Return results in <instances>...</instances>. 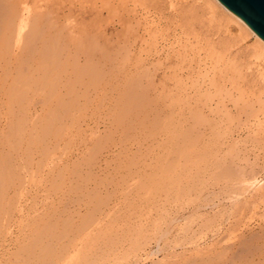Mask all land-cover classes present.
<instances>
[{"label":"rangeland","instance_id":"rangeland-1","mask_svg":"<svg viewBox=\"0 0 264 264\" xmlns=\"http://www.w3.org/2000/svg\"><path fill=\"white\" fill-rule=\"evenodd\" d=\"M26 1L28 2L27 6H28V9L30 10V13H31L30 14L31 17L29 16L30 21H32L31 19L34 20V18H36V17H37L36 19L38 21H42L44 39L46 40V38H47L46 41H50V40H56L57 41L58 45L61 46V47L60 46L59 47L62 48L63 53H65V54H62L63 55L62 58H65L66 60H68L70 62V65H73L74 63L77 65H78V63L80 65L81 64L84 65V64H86V62H88V63L95 65L96 68H98V69L101 68L102 66H104V68L102 67L103 71H102V69H99V70L104 75L103 77H104L105 82L102 81L104 87L101 83L102 87L104 88V89L102 88L101 93H96V91H94L97 97L94 96L95 94L93 91H92L93 93L90 91V92H88V95L87 94H86V96L84 95L83 100L82 99L78 100L76 102V103H78L76 105V108L72 109V112L70 111L71 113L70 112L65 113V116L62 118V120L58 121L57 122L58 124H56V125L54 124L52 126L53 129L51 128L50 131L52 130L51 134L52 133H54V134L48 135L50 137L44 136L43 126H45V122H46V119L49 115V112L54 107V103L56 104L57 101L55 99H51V101L50 100L47 101L45 99L44 93L38 92V93H35V95L33 94L32 91L31 92L28 91V93H26L27 87H23V89L26 90V91L21 92L23 95H20V94L17 95L18 96L16 98L17 102H16V99L11 101L10 106L12 105V107H9V106L7 107L8 110L5 111L6 114H4V116L0 115V121H1V123H0V137L1 138L0 139L2 140V141L0 140V150L2 153V155L0 154V167L4 170V172L5 171L8 172L7 175H6V173H4V175L7 176V179L4 178V176L2 175L3 173L0 174V178H1L0 181L2 182V184L0 185L1 186L0 192L2 191L0 193V209H1L0 210V214H1V216H0L1 217L0 218V230L4 229V230L0 231V237H1L0 238V240H1L0 246H2V247H0V264H87V263H89V260H91L90 261L91 263H89V264H92V263L93 264H115L117 261H118L117 262L118 264L119 263L120 264H142V263L143 264H159V263H157L159 260H160L159 262L161 264H171L173 262L176 264H189V263L193 264L194 262H196V264H198L199 262H202V260H200V258H197V257H191L190 258L189 257L190 254L187 253V251L185 252V249H192V247L191 246H188V247H185V246L181 247L180 246L182 243H184L183 242L184 238H180V237L188 234V231L184 232L186 229H184L183 232L181 231L180 233L177 232L178 234L176 233L177 228H175V227L179 226V224H181V223L175 224L176 225L174 227L175 229L172 231V233L170 235H167L168 237L166 236L165 238L164 237L159 238V235L161 236V233L159 234V231L160 232H161V230L166 231V227H167V225H169V222H168L169 218H170L169 208L172 207V205L170 206V204H169L171 197H172V199L174 198V200L177 201V199H178L177 197L179 195L181 196L182 194H185L186 200H184L185 199V197H184L181 199V201L180 200L177 202L175 201L176 204L174 203L175 205H173L174 213L176 212L174 216L178 219L180 218L179 217L180 213L185 214V215H189L190 211L195 209L200 204H201V206H203V205L205 206L207 204V208H206L207 210L202 209V212H201V209H200V213L202 214L203 220L198 215V217L201 220L199 218L198 219L196 218V222L197 221L198 222L196 224L194 222V224H195V225L193 224L194 226L191 225L193 228H196L198 224L201 227L204 225V227H202V229L200 231L201 235L196 240V243L201 245L200 246L201 249H205L210 244H213L216 241L221 240V238L226 236V234H227V236H228V234L231 235V238H230L231 240L226 241V242L218 245L220 248L222 247V250H223V247L225 245H228V243H230V242H232L230 244H233V241H234V244H233L234 248L232 245V249H231L229 247L230 244L228 246H225V248L229 247L230 251L235 250L234 252L231 251L233 253L228 251V255L230 253H231V255L226 257L227 259H225V258L220 259V263H219V261H218L219 259H218L217 261L215 260V262L214 261L210 262V264H214L216 262H218L216 264H221V263L222 264H229L230 261H228V258H230V257L235 258V261H236L235 262L234 260H232L230 258L232 260V262H230V264H232L233 262H235L236 264H239V263L240 264H242V263L243 264H246V263L247 264H254L256 261H257L256 262L257 264H263L264 263V260H263L264 257L262 255H264L263 254V252H264L263 248L264 247L261 248L262 246H260V245H262V244L264 245V240H263L264 238H261V237H263V234H264V233H261L264 231V228H263L264 227V201L261 204L259 203L257 205V207H255V209L251 208V209L245 210L241 214H239L237 209L230 211L232 202L229 201L230 202L229 203L227 200V201H225L227 203H225L224 201H222L223 199L225 200L227 195L225 193L223 194V192L221 191V188H222L221 185H224L226 183L225 181L230 180L228 177L231 178L233 176L231 178L232 181H230V182H232L234 184V185L232 184L233 186H236L234 179L241 177L240 175H242L244 172H247V174H248V171L250 172L249 174L251 176L257 175L256 177L259 178V181H262L261 184L264 183L263 182L264 181V151H263L264 150V147H263L264 146L263 145L264 144L263 143L264 137H261V133H263L262 136H264V107H263L264 106V103H263L264 102V74H263L264 70H263V72L261 71L262 67L264 69V66H262V65H264V60H263L264 52H262L263 54L261 57H257V55L259 54L258 52L261 53L262 50L260 47L257 46L258 44H257L256 39L253 36H251V34L248 33V31L242 25H240V24L237 25L238 23L236 21H234L224 10H222L219 6H217V4L213 0H202V1L201 0H168V1L167 0H114V1L113 0H26ZM204 1H205V3H204ZM44 3H46V4H44ZM48 3H49V6H48ZM55 4H57V5H55ZM207 4H209V5L207 6ZM53 6L56 7L57 9L56 8L54 9ZM210 6H211V8H210ZM52 7L56 12L52 11L53 10ZM44 8L46 10L45 12L42 11V10H44ZM207 10H209V11H207ZM37 11H39L41 13H37ZM34 12H35V14H34ZM208 12H210V13H208ZM47 13H48V15L46 16ZM51 13L53 14L52 16L50 15ZM209 15H211L212 17ZM46 17L48 20H46ZM50 17H51V19H49ZM38 18H40V19H38ZM41 18H44V19L41 20ZM57 20H58V22H57ZM50 23H51V25H50ZM68 23H70L71 26ZM100 26H102V27H100ZM228 26H229V28H228ZM91 27H92V29H90ZM87 28H89V30ZM232 28H234L233 29L234 31H232ZM230 29H231V31H230ZM237 30H238L239 36L235 34L236 35V38H235V35H233V34L235 33V31L237 32ZM83 31H85V32H83ZM94 31H95V33H94ZM120 32H121V34H120ZM228 32H230V33L232 32L231 33L232 35ZM48 33H50V34H48ZM68 33L70 36L68 35ZM84 34L87 37V39H85V40H83L85 38ZM99 34L103 35V36H99ZM135 34H136V36H133ZM88 35H89L90 39H88ZM91 35L93 36V39L91 38L92 37ZM94 35L96 37H94ZM140 35H141V37H140ZM142 35H143V38H142ZM50 36H54V37H50ZM72 36H73L74 40L71 38ZM128 36H131V37L129 38ZM153 36H154V38H153ZM98 37H100V38H98ZM65 38H66V40H64ZM94 38H98V39H94ZM70 39H72L71 42H70ZM121 39H123V40H121ZM152 39H154V40L152 41ZM94 40H96L97 42ZM147 40H149L150 42L149 41L147 42ZM80 41H82V43ZM110 41H111V43H109ZM139 41H140V43H139ZM92 42L93 43L95 42L94 43L95 46ZM204 42H206V43H204ZM90 43H92V44L90 45ZM97 43L98 44L100 43L99 47L96 46V45H98ZM101 43H104V44L102 45ZM135 44H137V45H135ZM213 44H214V47H213ZM86 45H87V47H86ZM132 45H133V47H132ZM168 46L171 49H172V47H174L172 49L173 51ZM251 46H252V49L254 51L251 49ZM72 47L73 48L78 47L77 50H79V52L77 50H74ZM95 47L98 49H96ZM108 47L109 48L111 47L110 48L111 50ZM125 47L127 48V50L125 49ZM137 47H138V49H136ZM67 48L70 50L68 51ZM83 48H84V52H83ZM87 48L89 49V51ZM100 48H102L103 50ZM128 48H130V49H128ZM211 48L213 50H211ZM246 48H248V49H246ZM64 49H65V51H64ZM119 49H120V51H122L123 54L119 51ZM123 49H125L126 51H124ZM221 49L223 50V52ZM85 50H86V52H85ZM94 50L96 51V53L94 52ZM129 51H131V52H129ZM71 52H74V54H71ZM81 52L86 56H84ZM113 52L116 54H114ZM110 53L113 54L114 56L112 55V58H106L108 56L111 57ZM125 53H128L131 56L125 55ZM92 54H93V56H92ZM95 54H97V55L95 56ZM64 55L65 56L67 55L66 56L67 58ZM88 55H90V56H88ZM99 55H101V56L99 57ZM115 55H117V57ZM102 56H103V58H102ZM104 56H106V57H104ZM118 56L120 58H118ZM125 56H128L129 59ZM69 57L71 58L70 59L71 61L69 60ZM124 57L127 58V60ZM192 57L193 58L195 57V59H193ZM87 58H89V59L87 60ZM254 58L255 59L259 58V60L258 59L255 60ZM72 59H74V61ZM85 59H86V61H85ZM107 59H109L108 62H107ZM112 61L116 65H114L112 63ZM117 61L122 62V64L120 62L118 63ZM147 61L150 64H147ZM95 62L97 65L95 64ZM71 63H73V64H71ZM108 63L111 65H109ZM100 64H102V65H100ZM125 64H127V67ZM199 64H200V66H199ZM122 65L124 68L120 67ZM213 65H215V66H213ZM97 66H99V67H97ZM118 66L120 68H118ZM169 66H171V67H169ZM202 66L205 68L203 69ZM113 67L118 68V71L121 68L122 69L127 68V69L124 71H122V69H121V71L116 72L117 69H115ZM196 67H198V68L196 69ZM201 67H202V70H201ZM105 68H106V70H105ZM130 68H131V70H130ZM188 68H189V72L187 70ZM69 69L71 70L72 68L69 67L67 72L70 71ZM111 69L113 71L115 70L114 72L118 73L117 75H120V76H117V75L115 76L114 72L113 71L111 72ZM133 69H135V70H133ZM141 69L143 71H141ZM150 69L152 72L150 71ZM198 69H199L200 73L197 71ZM164 70H165V72H164ZM167 70H169V71L167 72ZM203 70L206 71V73H204ZM182 71H184V72H182ZM122 72H125L127 74V76H126V74H123ZM139 72H141L142 75ZM172 72H173V74H172ZM187 72L189 75H187ZM191 73L193 75L195 73V76H193ZM122 74L125 76V78H124V76H122ZM136 75H138V76H136ZM176 75L178 76V78L176 77ZM214 75H216V76L218 75L217 80H216L217 77ZM142 76L146 77V78H143ZM190 76H192V77H190ZM206 76H208V77H206ZM128 77H131V78H128ZM164 77H166V78H164ZM170 78H172V79L174 78V79L170 80ZM212 78L214 81L212 80ZM262 78H263V80H262ZM120 79H122L123 81ZM142 79H143V81H142ZM165 79H167V80H165ZM208 79L210 80V82L213 81L216 83L217 88H218V92L221 91V93H218L217 91L212 90V91L216 92V93L214 92V94H213L215 96L213 99L216 102L217 101H220V102L224 101L225 103H227V102L228 103L229 102L230 103L235 102V103H234V105H233V103H231L229 106L227 104L228 110L231 113V114H229L230 118H226L225 119L226 121L225 120L221 121L218 124V127H217V128H219L218 130H216V131L214 130V132H212V133H211V131H207V135H209V136L208 137L206 136V138H208V140H210V141H212V140L213 141L215 140V141L210 142V144L209 143L205 144L199 138V133H200L199 130L200 129L198 127V124L195 123L196 120L193 121L194 117L196 118V114L195 113L189 114V115H185V114L194 112L193 109L195 106H197V102H198L197 91L200 87H205V86H208L212 83V82L210 83ZM133 80L134 81L136 80L135 82H137V81H139V82L133 83L134 82ZM144 80H146V81L144 82ZM125 81H127V83ZM165 81H167V82H165ZM174 81H175V83H174ZM220 81L222 83H220ZM232 81H233V83H232ZM128 83H130V84H128ZM143 83H145L146 85ZM149 83H151V84H149ZM194 83L196 86L193 85ZM224 83H225V85H224ZM120 84H121V86H120ZM147 84H149L148 85L149 87L147 86ZM156 84H157V86H156ZM221 84H223V85H221ZM140 85L141 86L145 85V86L141 87L142 88L141 90L140 89L138 90V88H140ZM118 86L120 88V91L118 90L120 92V94H119V92H117V89H119V88H117ZM152 86H154V87H152ZM159 86L162 88H160ZM164 86H165V89H163ZM232 86L234 88L233 91L231 90ZM246 86H247V89H246ZM126 87L129 91L126 89ZM133 87H135V88H133ZM146 87H148L149 91L144 89ZM150 87H151V89H150ZM121 88L124 90H122ZM235 88H237L239 92L243 90V92H241L242 94H239V92H236L237 89H235ZM131 89H133V90H131ZM152 89H154V90H152ZM150 90H151V92H150ZM124 91L125 92L136 91V93H139V92L142 93V94L141 93L138 94L140 97L142 96L141 98L139 97L140 101H141V104H140L141 109L139 111H136V112L130 114V115H125V117L121 116L120 114L118 115V113L120 111L119 106L122 103V101L121 100L117 101L119 99H122V95H124V93H125ZM226 91H227V94H226ZM230 91H232L233 94L231 93V95H230L229 94ZM57 92H58V94L59 93L61 94L60 90H58ZM146 92H148L149 95ZM170 92H172V94ZM174 92H175V94H174ZM90 94H91V97L89 96ZM259 94L261 96H259ZM29 95H31V96H29ZM145 95H146V97H145ZM158 95H160V96L158 97ZM216 95H217V97H216ZM228 95H230V97H228ZM236 95H238V96H236ZM24 98L26 100H24ZM72 98H75V97H72ZM142 98H145V99L143 100ZM191 98H192V100H191ZM89 99H91L90 102H89ZM19 100H20V102H19ZM52 100H54V101H52ZM146 100H148V101L145 102L143 104L144 105L143 106L142 103ZM150 100H151V102H150ZM186 100H187V103L191 105V108H192L191 111H193V112L187 110L188 104L184 106V104L186 103ZM254 100H256V102ZM25 101H27L28 103L26 104ZM15 102H16V105H14ZM30 102H31L30 106H32V108L30 106L26 107L25 105H29ZM51 102H53V103H51ZM83 102H84V106H82ZM12 103H14V104H12ZM246 103H247V105H246ZM45 104H47L46 108H48V110L45 109ZM178 104H180L181 106ZM23 105L26 108L21 107ZM172 105H174L175 107ZM177 105H178V107H177ZM231 105H233L234 107L236 106V107L234 108ZM250 105L252 107H250ZM256 106H258V107H256ZM144 107L147 110H145ZM180 107H181V109H180ZM244 107H246V108H244ZM16 108H18V110L22 108V110L18 111ZM80 108H82V109H80ZM247 108H248V110H246ZM28 109L29 110L33 109V110L29 111ZM148 109H149V111H148ZM242 109L245 112H243ZM11 110L13 113H11ZM250 110L254 111V112H252V114H250L251 113ZM17 111L21 115H19V114L17 115L16 114V113H18ZM22 112L23 113L25 112V113L23 114ZM72 113H75V114L71 115ZM76 113L78 115H76ZM157 113H159V114H157ZM33 114L35 115V118H33V116H31ZM144 114H145V116H144ZM40 115H42L43 117ZM255 115H257V116H255ZM9 116H11V118ZM113 116H114V118H113ZM129 116H131V117L129 118ZM69 117H70V119H69ZM72 117H74V120ZM137 117H139V118H137ZM182 117L183 118L185 117V118L183 119ZM255 117L257 120L255 119ZM128 118L131 120H128ZM132 118L133 119L136 118V120L134 121ZM153 118H156L155 119L156 121L153 120ZM178 118H179V121L181 123L178 122ZM217 118H218V116H217ZM219 118H220V115H219ZM221 118H222V116H221ZM3 119L5 121L7 120V122H4ZM21 119L23 120V123H22ZM64 119L67 120V121L65 120V122H66L65 124H64ZM157 120L159 122L160 121L161 122L159 123V122H157ZM232 120H233V122H232ZM36 121H37V123H36ZM38 121L39 122L41 121L42 124H39ZM125 121L128 124L127 126L125 124ZM129 121H131V122H129ZM153 121H154V123H153ZM169 121H173V124H175V126L172 125V123ZM59 123L60 124L62 123V124L60 125ZM133 123L135 124L134 126H133ZM169 123L172 126H170ZM243 123H245V124H243ZM12 124H15V125H12ZM114 124H115V126H114ZM181 124H183V126H181ZM176 125H179V127H177ZM195 125H197V127ZM64 126L65 127L68 126V127H66L67 129ZM125 126L127 128H125ZM187 126L188 127L190 126V127L188 128ZM176 127L180 129L181 134H178L180 131ZM186 127L188 129H191V128H193V129L187 130ZM5 128H7V129L5 130ZM15 128H16V130H15ZM56 128H57V130H55ZM62 128H65V129L63 130ZM164 128H166L167 131H168V129L171 130V131H169V133H171L172 136H171V134L169 135L170 137L168 135H166L168 133L166 132V130ZM175 128H176V130H175ZM197 128H198V132L196 131ZM184 129H186L188 131L187 132L188 135H187V133L183 134L186 132ZM24 130H25V132H23ZM38 130L42 131L43 133L42 132L38 133L39 132ZM172 130L174 133H172ZM174 130L175 131L178 130V132H175ZM254 130H255V132H254ZM14 131H15V134H14ZM223 131H224L225 135H224ZM32 132H34V133H32ZM59 132H60V135H59ZM190 132H193L194 134H196L195 132H197L198 135L196 134L197 136H195L193 133H192L193 135H191ZM55 134L58 137H56ZM6 135L10 138V140H9V138H7ZM24 135H25V137H23ZM41 135L45 138V139L43 138V141L45 140L44 141L45 143L42 142V136ZM190 135L194 138H192ZM212 135H214V136H212ZM248 135H249V137H248ZM12 136H13V138H12ZM18 136H19V138H18ZM33 136H34V139H33ZM175 136L176 137L179 136V139L176 138ZM216 136H217V138H216ZM4 138L6 140L8 139V141H6ZM14 138H15V142H14ZM37 139H39V141ZM160 139H162V140L159 141ZM180 139H181V142H179ZM253 139L255 142L253 141ZM256 139L257 140L259 139L260 141H257ZM19 140H20V142H19ZM35 140L38 142V144H40V146L38 148L34 147L35 146L34 144L36 143ZM192 140L195 143L192 142ZM205 140H207V139H205ZM247 140H249V141H247ZM173 141H174V144H173ZM176 141H178V142H176ZM187 141H189V142H187ZM250 141L251 142L253 141L252 142L253 144ZM156 142H159V143H156ZM161 142H163V143H161ZM233 142H235V144L238 143V145L232 144ZM247 142H249V143H247ZM160 143L162 144L161 146H160ZM169 143L171 144V146L169 145ZM224 143H227V144H224ZM11 144H13V145H11ZM29 144L31 145V147ZM38 144L36 146H38ZM180 144H182L181 147H179ZM15 145H16V147H15ZM32 145H33V149L35 148L34 150L32 149ZM44 146L46 147V149ZM162 146H163V148H162ZM229 146H230V149H228ZM253 146H255V147H253ZM159 147L161 149H165L164 151H166V152L164 153V151H162L160 149L162 151L161 152L159 150ZM170 147H172V148H170ZM219 147H220V149H219ZM26 148H31V150L26 149ZM39 148L41 149V152H40ZM47 148H49V149L47 150ZM156 148L159 151H156L157 150ZM182 148H184V149H182ZM233 148H235L236 152ZM257 148H259V149L261 148L260 151ZM96 149H98V150H96ZM147 149L149 150V152ZM172 149L173 150L175 149L174 150L175 152L172 151ZM205 149H207L208 151ZM203 150H205V151L203 152ZM246 150H248V151H246ZM2 151L5 152L7 155L4 154ZM228 151L229 152L231 151L230 154ZM218 152H220V153H218ZM224 152L228 153L230 155V157H232V158L236 155V157L241 162L243 161L245 163H243V162L240 163V161H239V162H237L239 164H237L235 160H238V159H235V157L233 159L229 158V157H228V159H224V158H227L224 156L228 155V154L225 155ZM37 153H38V155H36ZM149 153H151V154H149ZM160 153H164V154H161V156H160L159 155ZM178 153L179 154L181 153L180 154V156H182L181 158L180 157L177 158V156H179ZM210 153H211V155H210ZM231 153H233V154L231 155ZM48 154H50L49 155L50 157L48 156L49 159L47 158ZM208 154L211 157L214 155L213 156L214 159L212 158L213 160L216 159L217 162L221 161L220 166H219V162L216 163V160L213 161L211 159V157L208 156ZM241 154L245 155L247 157V159L245 156H242ZM3 155L5 158L3 157ZM135 155L137 158L136 157L133 158ZM140 155H142V157H140ZM163 155H165V156H163ZM167 155H169V156H167ZM197 155H198V157H197ZM221 155H223L222 158L225 161H223V159L221 158ZM22 156H23L24 162L21 158ZM32 156H34V157H32ZM201 156H203V157H201ZM13 157L16 159H19V160L16 161V159L14 160ZM24 157H25V159H24ZM243 157H245V159ZM2 159L3 160L5 159V160L3 161ZM46 159H48L47 161L52 162V164L50 165V162L48 163L47 161H45ZM229 159L231 161H228ZM12 160L14 162H12ZM81 160H82V162L85 160L86 163L82 164ZM202 160H203V162H202ZM210 160H212L215 164L213 162H211ZM2 161L4 163L6 161H8L5 163V164H7L6 167ZM9 161H10V163H9ZM36 161H37V163H36ZM40 161H41V163H40ZM87 161H89L88 164H87ZM26 162H28V163H26ZM156 162H158V163H156ZM223 162H224V164H223ZM229 162L234 166L235 170H233L234 168H232L233 166ZM205 163H208V164H205ZM11 164H13V165H11ZM16 164L19 166H17ZM40 164L44 165V166H40ZM59 164L61 165V167H63V169L60 167ZM195 164H197V166H198L197 168L206 165L205 167H209V169L211 170L210 171L208 168H206V170H204V168H201V173H200V175L199 174L198 175L199 176L202 175L201 176L202 178L204 177L202 179V181H201V177H199L200 181L198 180V177H196L198 175L193 177L195 172L198 170L197 168H194V170H193V168H191ZM229 164H230V166H229ZM211 165L214 167L217 166L216 167L217 170H215V168L212 170L213 167ZM13 166H15L14 169L12 168ZM23 166H24V168H23ZM73 166H74V168H73ZM228 166L231 168H229ZM259 166H260V168H258ZM19 167H20V169H19ZM47 167H49L50 169ZM51 167H53V168H51ZM242 167L246 168L247 170H245L243 172L242 169L244 170V168H242ZM11 168L15 171L17 169H19V170H17L18 173H17V171L13 172V170ZM67 168H68V171H67ZM219 168H220V170H219ZM228 168H229V170H227ZM237 168H239L238 170H240V168H242V169L240 171H238ZM9 169H11V171L15 175L12 172H10ZM29 169L32 172L31 171L29 172ZM46 169H47V171H46ZM52 169L54 171H52ZM64 169H66V172ZM21 170H23V173ZM184 170H186V171H184ZM189 170H192V171H189ZM225 170H227V171H225ZM38 171H42V172L40 173ZM59 171H63L64 173L60 174ZM151 171H153V172H151ZM221 171H222V173H221ZM234 171H235V173H234ZM253 171L255 173L254 175L251 174V172H253ZM46 172H48L49 174ZM68 172H70V173H68ZM224 172H226V173L224 174ZM11 173L13 174L12 176H11ZM45 173L47 174V176L49 175V177L45 176L46 175ZM219 173H221V175L218 176ZM17 174L20 176H18ZM40 174H42V175H40ZM53 174L58 175V176H55ZM67 174H69V175H67ZM154 174H156V176ZM204 174H206V175H204ZM212 174H214L213 179L211 178ZM249 174L247 175L248 177L250 176ZM31 175H33V176H31ZM50 175H51V178H50ZM215 175H217V176H215ZM222 175L227 177L226 180L223 179L224 177ZM14 176H16V177H14ZM34 176H36V177H34ZM11 177L13 178V181H12ZM19 177H21V178L19 179ZM56 177L57 178L59 177V179H56ZM216 177L217 178L219 177L220 179L216 180L215 179ZM221 177H223L222 180H221ZM44 178H46L45 181H44ZM61 178H62V181H61ZM173 178H175L176 181ZM15 179L16 180L19 179V181L17 182ZM170 179H171V181H170ZM190 179H191V182H190ZM205 179L207 181H205ZM8 180L10 183H8ZM22 180L24 183H22ZM46 180L48 181V183ZM52 180L56 183H54ZM192 180L194 181V183L192 182ZM14 181H16V183ZM188 181L191 184H193L194 186L191 185L192 187H190L189 186L190 183ZM219 181H220V183L223 181L224 182L221 183V185H220V183H218ZM11 182H14L15 185H14V183L12 184ZM40 182H41V184L43 182V184L41 185ZM59 182H62L63 184L60 183L61 184L60 185ZM198 182H201L202 184L205 182L206 185H204L205 183L203 185L202 184L200 185V183H198ZM212 182H214L215 184H213ZM186 183H188V184H186ZM211 183L215 186L209 185ZM3 184L5 186L9 184V186H6L7 188L4 187L5 188L4 189V188H2L4 186ZM52 184H53V186H52ZM184 184L187 187H190L189 189H191V190H188V189L186 190V188H183V187H186ZM46 186H49L50 189L48 187L46 189ZM171 186H172L173 190L175 189L174 191L171 190L172 189V188H170ZM204 186H205V189H204ZM54 187H55V190L57 189L56 191L55 190L53 191ZM180 187H181V189L183 188L181 192H180ZM193 187H195V188H193ZM211 187H213L215 189H213V188L211 189ZM15 188H16V190H15ZM21 188L22 189L24 188L23 192H21V190H22ZM27 188H29V190ZM40 188L42 191H45V190H47V191H45V193H43L40 190ZM43 189H45V190H43ZM5 190H7V191H5ZM26 190L28 192H26ZM39 190L44 195L41 194L42 195L41 196ZM169 190L171 191V193H175V194L178 193V195L173 196L171 194V197H170V195H169L170 191ZM185 190L189 194H187L185 192ZM175 191L176 192L178 191V192L176 193ZM15 192H17V193H15ZM124 192H126V193H124ZM165 192L169 195L168 198H166L167 196L165 197V195H166ZM200 192H201V194H200ZM46 193H48V194H46ZM213 193H214V195H213ZM207 194L212 195L213 199H211V197H210V199L207 198L210 196V195L207 196ZM216 194L217 195L221 194V196H218V199H220L219 197H221L222 200L221 199L220 200L222 201V203H221V201L216 199L217 198ZM11 195H13V197L10 198V200H9L8 198ZM186 195L188 196V198L190 197L192 199H190V198L187 199ZM6 196L8 198H6ZM17 196H19V197L17 198ZM202 196H204V197H202ZM222 196H223V198H222ZM14 197L16 198L15 200H14ZM32 197H35V198H32ZM242 197H243V199H242ZM36 198H38V199H36ZM244 198H245L244 196H241V198L239 197L240 201L244 200ZM11 199L13 200V202ZM17 199H18V201H17ZM194 199H195V201H194ZM200 199H201V201H200ZM2 200L4 201L3 203L5 205H3ZM101 200H103V202H101ZM21 201H22V203H21ZM32 201L34 203H32ZM205 201H207V202L205 203ZM212 201H213V203H215L214 208H209L212 205ZM163 202L165 203V205H163ZM6 203H7L8 208L10 206L9 209L8 208L6 209ZM11 203H12V205H11ZM14 203H16L17 208L14 207L15 206ZM191 203H193V204H191ZM198 203H200V204H198ZM216 203H218V204H216ZM21 205L22 206L25 205V206L22 207ZM224 205H226V206H224ZM2 206L5 207V209ZM11 206L14 207L13 208L14 210L12 209ZM27 206H29V207H27ZM33 206H34V208H32ZM95 206H97V207L95 208ZM189 206L191 207V209ZM64 207L66 209H64ZM93 207H94V209H93ZM180 207L183 208V210H184L183 212L180 211V209H179ZM20 208H21V210H20ZM61 208L64 209V211ZM98 208H100V209L98 210ZM220 208H221V210H220ZM3 209H4V211H3ZM31 209H32V211H28ZM56 209H59V210H56ZM60 209H61V211H60ZM218 209L220 210V212L217 211ZM7 210H8V212H7ZM95 210H96V212L94 213ZM97 210L100 212V214L97 213L98 212ZM163 210H164V212H163ZM208 210H210V211H208ZM215 210H216V212H215ZM225 210L230 211V212H228V214L227 213L223 214L224 212H227ZM104 211L106 212L107 215L109 214L105 219H104V216H106V214L104 213ZM15 212L16 213L18 212V213L16 214ZM166 212H167V214L165 215ZM8 213L10 215H8ZM32 213H33V215H32ZM101 213H102V215H101ZM103 213H104V216H103ZM168 213H169V215H168ZM177 213H179V214H177ZM23 214H25V215H23ZM49 214H51V215L49 216ZM56 214H58V216H60L59 217L60 220H58L59 218L56 217L57 216ZM88 214H89V216L91 215L90 218H88L89 217ZM212 214H213V216L211 217ZM21 215L25 218H23ZM52 215H55V216L53 217ZM61 215H63L62 218H61ZM259 215H261V216H259ZM64 216L66 218H64ZM85 216L88 219H85L86 218ZM99 216L102 218H100ZM92 217H94L93 219H95L97 217L95 221L98 224L92 219ZM34 218L35 219L37 218V221ZM158 218H160L162 220L160 221V219H158ZM220 218L221 219L223 218L222 220L225 222V224H223L224 222ZM20 219H22V220H20ZM23 219H24V221H23ZM98 219H99V221H98ZM108 219H110V220H108ZM167 219H168V221H167ZM18 220H19V222H18ZM38 220L42 225L38 222ZM57 220H58V222H57ZM101 220H102V222H100ZM3 221H5V222H3ZM108 221H109V224H108L109 226L111 225L110 222H112V226L113 225L114 226L109 227L107 225ZM165 221H167V222L165 223V225H163V223ZM207 221L209 223H207ZM113 222H115V224ZM5 223L7 224V226ZM64 223H66V224H64ZM240 223L241 224L244 223V224H242L243 226H241ZM18 224L19 225L21 224L20 227ZM82 224H83V226H82ZM37 225H39L40 228ZM44 225L45 226L47 225V226L45 227ZM148 225H150V226L152 225V226L150 227ZM231 225H232V228L234 226H235V228H233L232 231H230V233L229 232L226 233L225 231H227V229L231 228ZM9 226H11V227H9ZM105 226H108V227L106 228ZM117 226H119V227H117ZM146 226H148L149 228L146 229ZM214 226L217 228H215ZM7 227L9 228L8 230H7ZM76 227L78 229H76ZM82 227H84V228H82ZM219 227H223V228L218 229ZM236 227H237V229H236ZM11 228L13 229L14 232L12 231ZM36 228H38V229H36ZM157 228H159V229H157ZM184 228H186V226ZM30 229H32V230H30ZM84 229H86L87 231ZM207 229L209 232L205 231ZM215 229H217L218 231L217 230L214 231ZM19 230H20V232H19ZM22 230L26 231V232H23ZM40 230H41V232H40ZM82 230L86 231V232H82ZM154 230L155 231L157 230L158 231L157 233L159 235H157V233L154 232ZM187 230H188V228H187ZM234 230H236V231L234 232ZM239 230H241V231H239ZM71 231H73V232H71ZM142 231H144V232L146 231V232L144 233ZM237 231H238V233H237ZM21 232H23V233H21ZM70 232H71V234L72 233H75V234H72L73 235L72 236L69 234ZM87 232H88V234H87ZM213 232H215V233L213 234ZM175 233H176V237H175ZM218 233H220V234H218ZM5 235H6V237H5ZM8 235H9V237H8ZM74 235H75V237L77 236V238H75ZM179 235H181L179 238H180V241L182 243L179 241V238H178ZM235 235L236 236L239 235L240 239H238L239 236H237V238H236ZM67 236H69V237H67ZM92 236H93V238H92ZM121 236H122V238H125V239L123 240L121 238ZM252 236L253 237L255 236V238L260 237V241L258 240L256 243L254 241L255 238H253V241H252V238H251ZM143 237H144V239H143ZM147 237H149L151 240L153 237V240L150 241V239H149V241L147 242V240L145 241V239ZM174 237L176 238L175 244H173L174 242H172V241H174V239H172ZM233 237H235L236 239ZM3 238H5V239L2 240ZM21 238H23V239H21ZM78 238H79V240H78ZM119 238L124 243H121ZM177 238H178V240H177ZM69 239L70 240L73 239L74 241L71 240L73 243ZM158 239H160L159 244H160V247L163 245L161 248L164 247L162 249L164 251L161 252L162 251L161 250L160 253H157V254H159L158 256H157V254L154 255V258H153V256L147 257L148 253L150 251H152V249H153V251L156 250L155 249L156 248L155 242H157ZM162 239L165 241V243L167 242L166 245H165L164 241H162ZM168 239H170V240H168ZM243 239H245V240L247 239V241H249V242L251 239L252 242H251V244H248ZM108 240H112L113 243L115 242V245L113 244L114 246L112 247L110 242L106 244L105 242H108ZM138 240H140V241H138ZM261 240H263V241H261ZM7 241H9V242H7ZM143 241H144V243L146 242L145 245H147V246H144V243L142 244ZM240 241H243L244 242L243 245L244 246L246 245V247L249 245L248 246L249 249H252L255 246L256 247L260 246V248H259L260 251L259 250L258 251L261 252V250L263 249V252L260 253L259 257L255 256L256 254L258 255V253L256 251L257 250L256 247L254 248V251H255L254 253H256V254H254L253 251H251V250H250L251 252L248 251V248L244 249V251H246L247 253L243 252V248H245V247L241 244ZM153 242L155 243L154 245H153ZM177 242H179V246H178ZM236 242L237 243L240 242L238 244H241V246H242L241 247L239 245V248L240 247L242 248L241 249L242 253L241 254L239 253L240 255L237 253L238 251L240 252V249L237 248ZM254 242L256 245L252 244ZM119 243L121 245H119ZM24 245H26V246H24ZM103 246H105V248ZM165 246H167V247H165ZM168 246L171 250L168 248ZM68 247H70V248H68ZM78 247H79V249H78ZM107 247H108V249H107ZM114 247H116V248L118 247V249H115ZM150 247H151V249H150ZM99 248H101L100 252H99ZM130 248H131V250H130ZM220 248H218V249H220ZM102 249L107 250V251L104 252ZM113 249H115V252H113ZM181 249H183V250H181ZM65 251H68V252L65 253ZM94 251H97V252L95 253ZM110 251L112 254L110 253ZM167 251H168V253H167ZM75 252L78 255L75 254ZM101 252H104V253L102 254ZM235 252L239 255L238 261H241L242 263L237 261V259H236L237 255H235L236 257L233 256V254H236ZM97 253L98 254L100 253V255H102V256L101 257L99 255L97 256ZM122 253L123 254L126 253V255H123ZM128 253H130V254H128ZM94 254L96 255L97 259H95ZM243 254L246 257L244 256V258L240 259V256L241 255L243 256ZM249 254L254 257L253 260ZM75 255H77L78 258H77V256L74 257ZM172 256H174V257H172ZM64 257H67L68 259L66 260V258H64ZM168 257L170 260L171 259L172 260L170 261L168 259ZM177 257H179V258H177ZM245 258H247V260ZM161 259H163V260H161ZM242 259H245V261ZM86 260H87V262H85ZM95 260H97V262ZM193 260H194V262H193ZM258 261H261V262L263 261V263L258 262ZM208 262H207V264H209ZM244 262H246V263H244Z\"/></svg>","mask_w":264,"mask_h":264},{"label":"bare ground","instance_id":"bare-ground-1","mask_svg":"<svg viewBox=\"0 0 264 264\" xmlns=\"http://www.w3.org/2000/svg\"><path fill=\"white\" fill-rule=\"evenodd\" d=\"M114 1V0H113ZM168 1V0H167ZM202 1V0H201ZM216 4H217V6H219L222 10H224L234 21H236L238 24L237 25H242L247 31H248V33H250L251 34V36H253L255 39H256V41H257V46L258 47H260L261 48V53L260 52H258L259 54L257 55V57H261L262 56V52H264V41L244 22V21H242L239 17H237V16H235L233 13H231L226 7H224L218 0H213ZM44 2V1H43ZM48 2V1H47ZM120 2V1H119ZM175 2V1H174ZM197 2V1H196ZM27 1L26 0H0V115L1 116H4V114H6L5 113V111L6 110H8L7 109V107L9 106V107H12V105L10 106V103H11V101H13V100H15L18 96L17 95H23L21 92L22 91H26V93H28V91H32L33 92V94L35 95V93H38V92H41V93H44V96H45V99L47 100V101H51V99H55L57 102H56V104L54 103V107L51 109V111L49 112V115H48V117H47V119H46V122H45V126H43V128H44V136H46V137H50V136H48V135H50L51 134V131H50V129L52 128V126L55 124H58L57 122L58 121H60V120H62V118L65 116V113H68V112H72V109H75L76 108V105L78 104V103H76L78 100H83V97H84V95L86 96V94L88 95V92H94V91H96V93H101V90H102V88L104 87V85H103V83H102V81L103 82H105L104 81V75L102 74V72L99 70V69H102V67L104 68V66H102L101 68H96V66L95 65H93V64H91V63H88V62H86V64H84V65H80L79 63H78V65L77 64H73V63H71V64H73V65H70V62L68 61V60H66L65 58H62V54H65V53H63V50H62V48H60L61 46L60 45H58V43H57V41L56 40H50V41H46L47 40V38H46V40L44 39V36H43V25H42V21H38L36 18H34V20L33 19H31L32 21H30V10L28 9V6H27ZM30 3V2H29ZM51 3V2H50ZM204 3H205V1H204ZM41 4V3H40ZM44 4H46V3H44ZM87 4V3H86ZM121 4V3H120ZM177 4V3H176ZM199 4V3H198ZM210 4V3H209ZM209 4H207V6L209 5ZM32 5V4H31ZM38 5V4H37ZM55 5H57V4H55ZM30 6V5H29ZM48 6H49V3H48ZM47 6V7H48ZM54 7V6H53ZM53 7H52V9H53ZM79 7V6H78ZM35 8V7H34ZM40 8V7H39ZM42 8V7H41ZM50 8V7H49ZM56 7H54V9H55ZM209 8V7H208ZM210 8H211V6H210ZM219 8V9H220ZM47 9V8H46ZM52 10L53 12H56L55 10ZM57 9V8H56ZM51 10V9H50ZM43 12H45L46 10H45V8H44V10H42ZM207 11H209V10H207ZM52 12V13H53ZM204 12V11H203ZM214 12V11H213ZM212 12V13H213ZM37 13H41V12H39V11H37ZM50 13V12H49ZM50 14L51 16L54 14ZM208 13H210V12H208ZM33 14V13H32ZM34 14H35V12H34ZM33 14V15H34ZM56 14V13H55ZM32 15V16H33ZM43 15V14H42ZM48 15V13L46 14V16ZM212 15V14H211ZM211 15H209V16H211ZM30 16V17H29ZM38 16V15H37ZM44 16V15H43ZM42 16V17H43ZM215 16V15H214ZM223 16V15H222ZM108 17V16H107ZM135 17V16H134ZM152 17V16H151ZM212 17V16H211ZM210 17V18H211ZM209 18V19H210ZM224 18V17H223ZM38 19H40V18H38ZM44 18H41V20H43ZM49 19H51V17L49 18ZM77 19V18H76ZM157 19V18H156ZM213 19V18H212ZM221 19V18H220ZM227 19V18H226ZM225 19V20H226ZM46 20H48L47 19V17H46ZM211 20V19H210ZM45 21V20H44ZM43 21V22H44ZM95 21V20H94ZM215 21V20H214ZM47 22V21H46ZM57 22H58V20H57ZM128 22V21H127ZM229 22V21H228ZM121 23V22H120ZM140 23V22H139ZM143 23V22H142ZM159 23V22H158ZM162 23V22H161ZM68 24H70V23H68ZM230 24V23H229ZM50 25H51V23H50ZM140 25V24H139ZM236 25V26H237ZM70 26H71V24H70ZM141 26V25H140ZM52 27V26H51ZM100 27H102V26H100ZM53 28V27H52ZM228 28H229V26H228ZM88 30H89V28H87ZM90 29H92V27L90 28ZM95 29V28H94ZM99 29V28H98ZM140 29V28H139ZM234 28H232V31H234L233 30ZM239 29V28H238ZM155 30V29H154ZM224 30V29H223ZM241 30V29H240ZM46 31V30H45ZM69 31V30H68ZM138 31V30H137ZM141 31V30H140ZM180 31V30H179ZM230 31H231V29H230ZM83 32H85V31H83ZM87 32V31H86ZM243 32V31H242ZM94 33H95V31H94ZM140 33V32H139ZM147 33V32H146ZM145 33V34H146ZM226 33V32H225ZM228 33H230V32H228ZM232 33V32H231ZM230 33V34H231ZM247 33V34H248ZM48 34H50V33H48ZM86 34V33H85ZM84 34V35H85ZM97 34V33H96ZM120 34H121V32H120ZM238 35L239 33H238V30H237V32L235 31V33L233 34V35ZM53 35V34H52ZM68 35H69V33H68ZM67 35V36H68ZM144 35V34H143ZM143 35H142V38H143ZM227 35V34H226ZM232 35V34H231ZM236 35H235V38H236ZM55 36V35H54ZM54 36H50V37H54ZM61 36V35H60ZM65 36V35H64ZM70 36V35H69ZM92 36V35H91ZM99 36H103V35H100L99 34ZM133 36H136V34L135 35H133ZM155 36V35H154ZM154 36H153V38H154ZM174 36V35H173ZM239 36V35H238ZM46 37V36H45ZM82 37V36H81ZM94 37H96L95 35H94ZM125 37V36H124ZM129 38L131 37V36H128ZM127 37V38H128ZM140 37H141V35H140ZM232 37V36H231ZM242 37V36H241ZM72 39H73V36L71 37ZM92 39H93V36L91 37ZM98 38H100V37H98ZM98 38H94V39H98ZM108 38V37H107ZM110 38V37H109ZM123 38V37H122ZM141 38V39H142ZM177 38V37H176ZM243 38V37H242ZM68 39V38H67ZM72 39H70V42H71V40ZM76 39V38H75ZM85 39H87V37H86V35H85V38L83 39V40H85ZM88 39H90L89 38V35H88ZM111 39V38H110ZM198 39V38H197ZM64 40H66V38L64 39ZM74 40V39H73ZM77 40V39H76ZM118 40V39H117ZM121 40H123V39H121ZM126 40V39H125ZM136 40V39H135ZM140 40V39H139ZM144 40V39H143ZM151 40V39H150ZM154 39H152V41H153ZM246 40V39H245ZM69 41V40H68ZM88 41V40H87ZM94 41H96V40H94ZM100 41V40H99ZM138 41V40H137ZM149 40H147V42H148ZM194 41V40H193ZM60 42V41H59ZM63 42V41H62ZM61 42V43H62ZM81 43H82V41H80ZM84 42V41H83ZM97 42V41H96ZM127 42V41H126ZM150 42V41H149ZM155 42V41H154ZM69 43V42H68ZM79 43V42H78ZM87 43V42H86ZM93 43V42H92ZM92 43H90V45L92 44ZM95 43V42H94ZM93 43V44H94ZM109 43H111V41L109 42ZM138 43V42H137ZM139 43H140V41H139ZM146 43V42H145ZM160 43V42H159ZM165 43V42H164ZM204 43H206V42H204ZM208 43V42H207ZM77 44V43H76ZM98 44V43H97ZM100 44V43H99ZM99 44L98 45H96V46H98L99 47ZM102 45L104 44V43H101ZM173 44V43H172ZM171 44V45H172ZM192 44V43H191ZM195 44V43H194ZM101 45V46H102ZM106 45V44H105ZM104 45V46H105ZM108 45V44H107ZM121 45V44H120ZM129 45V44H128ZM135 45H137V44H135ZM134 45V46H135ZM139 45V44H138ZM157 45V44H156ZM238 45V44H237ZM60 46V47H59ZM71 46V45H70ZM69 46V47H70ZM73 46V45H72ZM93 46V45H92ZM94 46H95V44H94ZM110 46V45H109ZM126 46V45H125ZM147 46V45H146ZM182 46V45H181ZM254 46V45H253ZM86 47H87V45H86ZM112 47V46H111ZM110 47V48H111ZM122 47V46H121ZM128 47V46H127ZM132 47H133V45H132ZM144 47V46H143ZM157 47V46H156ZM169 47V46H168ZM176 47V46H175ZM203 47V46H202ZM212 47V46H211ZM213 47H214V44H213ZM219 47V46H218ZM217 47V48H218ZM65 48V47H64ZM73 48V47H72ZM76 48V47H75ZM75 48H73L74 50H77L78 49V47L75 49ZM80 48V47H79ZM96 48V47H95ZM109 48V47H108ZM109 48V49H110ZM115 48V47H114ZM120 48V47H119ZM163 48V47H162ZM170 48V47H169ZM174 47H172V49H173ZM181 48V47H180ZM225 48V47H224ZM68 49V48H67ZM88 49V48H87ZM96 49H98V48H96ZM100 49H102V48H100ZM99 49V50H100ZM108 49V50H109ZM122 49V48H121ZM125 49L127 50V48L125 47ZM125 49H123L124 51H126ZM128 49H130V48H128ZM136 49H138V47L136 48ZM171 49V48H170ZM171 49V50H172ZM184 49V48H183ZM246 49H248V48H246ZM251 49H252V46H251ZM250 49V50H251ZM70 49H68V51H69ZM73 50V51H74ZM93 50V49H92ZM103 50V49H102ZM111 50V49H110ZM182 50V49H181ZM180 50V51H181ZM211 50H213L212 48H211ZM222 50V49H221ZM253 50V49H252ZM251 50V51H252ZM259 50V49H258ZM257 50V51H258ZM64 51H65V49H64ZM67 51V52H68ZM78 52H79V50H77ZM88 51H89V49H88ZM119 51H120V49H119ZM141 51V50H140ZM149 51V50H148ZM173 51V50H172ZM187 51V50H186ZM203 51V50H202ZM254 51V50H253ZM66 52V53H67ZM83 52H84V48H83ZM85 52H86V50H85ZM94 52L96 53V51L94 50ZM100 52V51H99ZM121 53H122V51H120ZM129 52H131V51H129ZM142 52V51H141ZM170 52V51H169ZM216 52V51H215ZM222 52H223V50H222ZM225 52V51H224ZM82 53V52H81ZM91 53V52H90ZM114 53V52H113ZM186 53V52H185ZM213 53V52H212ZM71 54H74V52H71ZM79 54V53H78ZM83 54V53H82ZM89 54V53H88ZM99 54V53H98ZM104 54V53H103ZM111 54V53H110ZM114 54H116V53H114ZM123 54V53H122ZM131 54V53H130ZM141 54V53H140ZM178 54V53H177ZM181 54V53H180ZM237 54V53H236ZM69 55V54H68ZM84 55V54H83ZM82 55V56H83ZM97 54H95V56H96ZM112 55L113 54H111V57H106V56H104V57H106V58H112ZM120 55V54H119ZM125 55H129L128 53H125ZM198 55V54H197ZM196 55V56H197ZM65 56V55H64ZM67 56V55H66ZM65 56V57H66ZM84 56H86V55H84ZM88 56H90V55H88ZM87 56V57H88ZM92 56H93V54H92ZM101 55H99V57H100ZM114 56V55H113ZM116 57H117V55H115ZM121 56V55H120ZM123 56V55H122ZM129 56H131V55H129ZM147 56V55H146ZM164 56V55H163ZM192 56V55H191ZM204 56V55H203ZM212 56V55H211ZM71 57V56H70ZM69 57V60L71 59ZM115 57V58H116ZM125 57H127L128 58V56H125ZM124 57V58H125ZM150 57V56H149ZM202 57V56H201ZM67 58V57H66ZM74 58V57H73ZM80 58V57H79ZM83 58V57H82ZM93 58V57H92ZM102 58H103V56H102ZM114 58V57H113ZM118 58H120L119 56H118ZM127 58H125L126 60H127ZM175 58V57H174ZM193 58V57H192ZM199 58V57H198ZM197 58V59H198ZM89 58H87V60H88ZM97 59V58H96ZM129 59V58H128ZM170 59V58H169ZM178 59V58H177ZM182 59V58H181ZM191 59V58H190ZM193 59H195V57L193 58ZM206 59V58H205ZM255 59V58H254ZM258 60H259V58H257ZM257 59H255V60H257ZM73 61H74V59H72ZM79 60V59H78ZM82 60V59H81ZM101 60V59H100ZM104 60V59H103ZM117 60V59H116ZM119 60V59H118ZM153 60V59H152ZM166 60V59H165ZM199 60V59H198ZM209 60V59H208ZM224 60V59H223ZM227 60V59H226ZM263 60H264V58H263ZM262 60V61H263ZM71 61V60H70ZM85 61H86V59H85ZM97 61V60H96ZM109 61V59H107V62ZM114 61V60H113ZM113 61H112V63H113ZM154 61V60H153ZM157 61V60H156ZM167 61V60H166ZM170 61V60H169ZM230 61V60H229ZM84 62V61H83ZM91 62V61H90ZM100 62V61H99ZM118 62V61H117ZM120 62V61H119ZM118 62V63H119ZM129 62V61H128ZM150 62V61H149ZM163 62V61H162ZM199 62V61H198ZM197 62V63H198ZM205 62V61H204ZM212 62V61H211ZM104 63V62H103ZM117 63V64H118ZM121 64H122V62H120ZM125 63V62H124ZM168 63V62H167ZM187 63V62H186ZM192 63V62H191ZM190 63V64H191ZM236 63V62H235ZM95 64H96V62H95ZM109 64V63H108ZM114 64V63H113ZM147 64H150V63H148V61H147ZM165 64V63H164ZM177 64V63H176ZM189 64V63H188ZM244 64V63H243ZM77 65V66H76ZM97 65V64H96ZM100 65H102V64H100ZM109 65H111V64H109ZM114 65H116V64H114ZM119 65V64H118ZM126 65V67H127V64H125ZM154 65V64H153ZM197 65V64H196ZM195 65V66H196ZM203 65V64H202ZM237 65V64H236ZM145 66V65H144ZM163 66V65H162ZM177 66V65H176ZM191 66V65H190ZM199 66H200V64H199ZM213 66H215V65H213ZM235 66V65H234ZM240 66V65H239ZM262 66H264V65H262ZM72 68L69 72H67L68 71V68ZM97 67H99V66H97ZM120 67H123V65L122 66H120ZM119 66H118V68H120ZM129 67V66H128ZM140 67V66H139ZM156 67V66H155ZM159 67V66H158ZM167 67V66H166ZM169 67H171V66H169ZM203 67V66H202ZM202 67H201V70H202ZM219 67V66H218ZM111 68V67H110ZM113 68H115V67H113ZM118 68H115V69H117L116 70V72L118 71ZM124 68V67H123ZM146 68V67H145ZM144 68V69H145ZM153 68V67H152ZM164 68V67H163ZM175 68V67H174ZM198 67H196V69H197ZM200 68V67H199ZM205 67H203V69H204ZM236 68V67H235ZM122 69V68H121ZM121 69H119V71H121ZM127 69V68H126ZM126 69H122V71H124V70H126ZM154 69V68H153ZM159 69V68H158ZM180 69V68H179ZM195 69V70H196ZM232 69V68H231ZM105 70H106V68H105ZM130 70H131V68H130ZM133 70H135V69H133ZM132 70V71H133ZM155 70V69H154ZM188 70V72H189V68L187 69ZM194 70V69H193ZM247 70V69H246ZM253 70V69H252ZM263 67H262V72H263ZM102 71H103V69H102ZM113 70L111 69V72H112ZM115 71V70H114ZM113 71V72H114ZM118 71V72H119ZM131 71V72H132ZM141 71H143L142 69H141ZM150 71H151V69H150ZM169 70H167V72H168ZM198 72H199V69L197 70ZM109 72V71H108ZM126 72V71H125ZM125 72H122L123 74H126ZM152 72V71H151ZM164 72H165V70H164ZM166 72V73H167ZM182 72H184V71H182ZM188 72H187V75H189L188 74ZM192 72V71H191ZM194 72V71H193ZM203 72L204 73H206V71H204L203 70ZM231 72V71H230ZM234 72V71H233ZM236 72V71H235ZM252 72V71H251ZM104 73V72H103ZM121 73V72H120ZM128 73V72H127ZM140 74H141V72H139ZM149 73V72H148ZM200 73V72H199ZM111 74V73H110ZM118 73H115L114 72V75L116 76ZM122 74V76H124ZM129 74V73H128ZM155 74V73H154ZM168 74V73H167ZM171 74V73H170ZM172 74H173V72H172ZM181 74V73H180ZM186 74V73H185ZM192 74V73H191ZM224 74V73H223ZM232 74V73H231ZM262 74V73H261ZM263 74H264V72H263ZM113 75V74H112ZM113 75V76H114ZM142 75V74H141ZM153 75V74H152ZM193 75V74H192ZM205 75V74H204ZM112 76V77H113ZM117 76H120V75H117ZM126 76H127V74H126ZM136 76H138V75H136ZM183 76V75H182ZM193 76H195V73H194V75ZM214 76H216V75H214ZM218 76V75H217ZM216 76V77H217ZM134 77V76H133ZM143 77V76H142ZM155 77V76H154ZM176 77L178 78V76L176 75ZM186 77V76H185ZM190 77H192V76H190ZM202 77V76H201ZM206 77H208V76H206ZM211 77V76H210ZM213 77V76H212ZM121 78V77H120ZM124 78H125V76H124ZM128 78H131V77H128ZM135 78V77H134ZM137 78V77H136ZM143 78H146V77H143ZM149 78V77H148ZM164 78H166V77H164ZM175 78V77H174ZM173 78V79H174ZM183 78V77H182ZM181 78V79H182ZM215 78V77H214ZM231 78V77H230ZM246 78V77H245ZM261 78V77H260ZM141 79V78H140ZM151 79V78H150ZM172 78H170V80H171ZM172 79V80H173ZM180 79V80H181ZM211 79V78H210ZM218 79V77L216 78V80ZM224 79V78H223ZM120 80H122V79H120ZM147 80V79H146ZM146 80H144V82L146 81ZM160 80V79H159ZM165 80H167V79H165ZM192 80V79H191ZM205 80V79H204ZM209 80V79H208ZM212 80H213V78H212ZM230 80V79H229ZM244 80V79H243ZM262 80H263V78H262ZM123 81V80H122ZM130 81V80H129ZM134 81V80H133ZM136 81V80H135ZM133 82V83H137V82H139V81H137V82ZM141 81V80H140ZM142 81H143V79H142ZM164 81V80H163ZM179 81V80H178ZM207 81V80H206ZM214 81V80H213ZM213 81H211L210 82V80H209V82L211 83L210 85H208V86H205V87H200L199 89H198V91H197V100H198V102H197V106H195L194 107V112L193 111H191V105L190 104H188L187 103V100H186V103L184 104V106L185 105H187L188 106V108H187V110L188 111H191V112H193V113H188V114H185V115H189V114H196V118L194 117V119H193V121H195V123H197L198 124V127H199V131H200V133H199V138L202 140V142H204L205 144H210V142H212V141H210V140H208V138H206V136L208 137L209 135H207V131H211V133L212 132H214V130L216 131V130H218L219 128H217L218 127V124L221 122V121H223V120H225L226 118H230V116H229V114H231L230 113V111L228 110V107H227V104H228V106L231 104V103H233V102H227V103H225L224 101H215L213 98L215 97L213 94H214V92L215 91H217L218 92V88H217V85H216V83L215 82H213ZM219 81V80H218ZM225 81V80H224ZM227 81V80H226ZM126 83H127V81H125ZM148 82V81H147ZM160 82V81H159ZM165 82H167V81H165ZM101 83H102V85H103V87H102V85H101ZM123 83V82H122ZM170 83V82H169ZM172 83V82H171ZM174 83H175V81H174ZM187 83V82H186ZM197 83V82H196ZM206 83V82H205ZM204 83V84H205ZM220 83H222L221 81H220ZM232 83H233V81H232ZM231 83V84H232ZM263 83V82H262ZM124 84V83H123ZM128 84H130V83H128ZM132 84V83H131ZM143 84H145V83H143ZM149 84H151V83H149ZM149 84H147V86L149 85ZM178 84V83H177ZM203 84V85H204ZM219 84V83H218ZM230 84V83H229ZM247 84V83H246ZM125 85V84H124ZM127 85V84H126ZM138 85V84H137ZM146 85V84H145ZM145 85H143V86H145ZM160 85V84H159ZM169 85V84H168ZM193 85H195V83L193 84ZM207 85V84H206ZM221 85H223V84H221ZM224 85H225V83H224ZM120 86H121V84H120ZM136 86V85H135ZM143 86H141L140 85V88H138V90L140 89H142L141 87H143ZM156 86H157V84H156ZM161 86V85H160ZM159 86V87H160ZM163 86V85H162ZM180 86V85H179ZM196 86V85H195ZM23 87H27V89L25 90V89H23ZM123 87V86H122ZM149 87V86H148ZM148 87H146V88H144V89H146V90H148L149 91V89H148ZM152 87H154V86H152ZM174 87V86H173ZM172 87V88H173ZM192 87V86H191ZM223 87V86H222ZM229 87V86H228ZM231 87V86H230ZM235 87V86H234ZM117 88H119V86L117 87ZM133 88H135V87H133ZM160 88H162V87H160ZM175 88V87H174ZM239 88V87H238ZM249 88V87H248ZM251 88V87H250ZM23 89V90H22ZM104 89V88H103ZM122 89V88H121ZM126 89H127V87H126ZM137 89V88H136ZM150 89H151V87H150ZM163 89H165V86L163 87ZM170 89V88H169ZM176 89V88H175ZM231 89V88H230ZM233 86H232V91H233ZM235 89H237V88H235ZM246 89H247V86H246ZM58 90H60V92H61V94L59 93L58 94ZM120 91V88L119 89H117V92H119ZM122 90H124V89H122ZM128 90V89H127ZM131 90H133V89H131ZM152 90H154V89H152ZM173 90V89H172ZM184 90V89H183ZM212 90H215V91H212ZM242 90V89H241ZM255 90V89H254ZM261 90V89H260ZM105 91V90H104ZM129 91V90H128ZM143 91V90H142ZM162 91V90H161ZM167 91V90H166ZM165 91V92H166ZM175 91V90H174ZM224 91V90H223ZM228 91V90H227ZM227 91H226V94H227ZM232 91H230V95H231V93H232ZM92 92V93H93ZM125 92V91H124ZM139 92V91H138ZM150 92H151V90H150ZM149 92V93H150ZM173 92V91H172ZM172 92H170L171 94H172ZM180 92V91H179ZM236 92H239L238 91V89H237V91ZM241 92H243V90L242 91H240L239 92V94H242ZM141 92H139V93H136V91H130V92H125L124 93V95H122V99H119V100H117V101H122V103L120 104V111H119V113H118V115L120 114L121 116H124L125 117V115H130V114H132V113H134V112H136V111H139L140 109H141V101H140V98L142 97H140L138 94H140ZM147 94H148V92H146ZM160 93V92H159ZM216 93V92H215ZM218 93H221V91L220 92H218ZM223 93V92H222ZM225 93V92H224ZM250 93V92H249ZM25 94V93H24ZM94 94H95V92H94ZM112 94V93H111ZM119 94H120V92H119ZM142 94V93H141ZM146 94V95H147ZM153 94V93H152ZM169 94V93H168ZM174 94H175V92H174ZM233 94V93H232ZM258 94V93H257ZM33 95V96H34ZM98 95V94H97ZM146 95H145V97H146ZM149 95V94H148ZM221 95V94H220ZM223 95V94H222ZM230 95H228V97H230ZM29 96H31V95H29ZM41 96V95H40ZM90 97H91V94L89 95ZM88 96V97H89ZM94 96H96V94L94 95ZM93 96V97H94ZM100 96V95H99ZM120 96V95H119ZM160 95H158V97H159ZM174 96V95H173ZM180 96V95H179ZM188 96V95H187ZM227 96V95H226ZM236 96H238V95H236ZM255 96V95H254ZM259 96H261L260 94H259ZM20 97V96H19ZM24 97V96H23ZM27 97V96H26ZM72 97H75V98H72ZM97 97V96H96ZM140 97V98H139ZM162 97V96H161ZM170 97V96H169ZM175 97V96H174ZM184 97V96H183ZM216 97H217V95H216ZM219 97V96H218ZM240 97V96H239ZM247 97V96H246ZM252 97V96H251ZM263 97V96H262ZM22 98V97H21ZM35 98V97H34ZM119 98V97H118ZM151 98V97H150ZM224 98V97H223ZM222 98V99H223ZM237 98V97H236ZM259 98V97H258ZM39 99V98H38ZM44 99V98H43ZM93 99V98H92ZM95 99V98H94ZM98 99V98H97ZM117 99V98H116ZM143 100L145 99V98H142ZM174 99V98H173ZM176 99V98H175ZM178 99V98H177ZM226 99V98H225ZM261 99V98H260ZM263 99V98H262ZM24 100H26L25 98H24ZM69 100V101H68ZM85 100V99H84ZM90 100L91 99H89V102H90ZM171 100V99H170ZM191 100H192V98H191ZM227 100V99H226ZM52 101H54V100H52ZM148 100H146V101H144L143 103H142V105L145 103V102H147ZM229 101V100H228ZM255 102H256V100H254ZM16 102H17V99H16ZM16 102H15V104L14 103H12V104H14V105H16ZM19 102H20V100H19ZM18 102V103H19ZM23 102V101H22ZM21 102V103H22ZM26 102V104L28 103L27 101H25ZM34 102V101H33ZM39 102V101H38ZM150 102H151V100H150ZM181 102V101H180ZM248 102V101H247ZM252 102V101H251ZM51 103H53V102H51ZM50 103V104H51ZM117 103V102H116ZM235 103V102H234ZM234 103H233V105H234ZM264 103V102H263ZM20 104V103H19ZM18 104V105H19ZM25 104V103H24ZM81 104V103H80ZM79 104V105H80ZM119 104V103H118ZM154 104V103H153ZM158 104V103H157ZM238 104V103H237ZM245 104V103H244ZM256 104V103H255ZM260 104V103H259ZM31 105V102H30V104L29 105H25L26 107L27 106H30ZM37 105V104H36ZM40 105V104H39ZM52 105V104H51ZM50 105V106H51ZM151 105V104H150ZM149 105V106H150ZM178 105H180V104H178ZM178 105H177V107H178ZM233 105H231V106H233ZM236 105V104H235ZM246 105H247V103H246ZM249 105V104H248ZM254 105V104H253ZM257 105V104H256ZM24 105L23 106H21V107H24V108H26ZM38 106V105H37ZM46 106H47V104H45V109H47L48 110V108H46ZM82 106H84V102H83V105ZM89 106V105H88ZM144 106V105H143ZM148 106V105H147ZM172 106H174V105H172ZM181 106V105H180ZM186 106V107H187ZM237 106V105H236ZM235 106V107H236ZM239 106V105H238ZM243 106V105H242ZM14 107V106H13ZM17 107V106H16ZM31 108H32V106H30ZM115 107V106H114ZM175 107V106H174ZM173 107V108H174ZM234 107V106H233ZM232 107V108H233ZM234 107V108H235ZM250 107H252L251 105H250ZM256 107H258V106H256ZM264 107V106H263ZM29 108V107H28ZM153 108V107H152ZM238 108V107H237ZM244 108H246V107H244ZM11 109V108H10ZM17 110H18V108H16ZM36 109V108H35ZM43 109V108H42ZM80 109H82V108H80ZM116 109V108H115ZM144 109H145V107H144ZM169 109V108H168ZM180 109H181V107H180ZM240 109V108H239ZM22 110V108L21 109H19L18 111H21ZM29 110V109H28ZM31 110V109H30ZM29 110V111H30ZM33 110V109H32ZM31 110V111H32ZM79 110V109H78ZM145 110H147V109H145ZM186 110V111H187ZM245 110V109H244ZM246 110H248V108L246 109ZM258 110V109H257ZM16 111V110H15ZM17 111V112H18ZM39 111V110H38ZM43 111V110H42ZM77 111V110H76ZM148 111H149V109H148ZM156 111V110H155ZM158 111V110H157ZM242 111H243V109H242ZM251 111V110H250ZM34 112V111H33ZM70 112V113H71ZM182 112V111H181ZM185 112V111H184ZM243 112H245V111H243ZM247 112V111H246ZM252 112H254V111H251V113L250 114H252ZM11 113H13L12 112V110H11ZM21 113V112H20ZM23 113V112H22ZM25 113V112H24ZM23 113V114H24ZM36 113V112H35ZM39 113V112H38ZM41 113V112H40ZM78 113V112H77ZM76 113V115H78ZM85 113V112H84ZM115 113V112H114ZM154 113V112H153ZM173 113V112H172ZM233 113V112H232ZM258 113V112H257ZM256 113V114H257ZM17 115L19 114V112L18 113H16ZM43 114V113H42ZM73 114H75V113H72L71 115H73ZM83 114V113H82ZM143 114V113H142ZM157 114H159V113H157ZM15 115V114H14ZM16 115V116H17ZM19 115H21V114H19ZM29 115V114H28ZM81 115V114H80ZM95 115V114H94ZM113 115V114H112ZM147 115V114H146ZM180 115V114H179ZM178 115V116H179ZM219 115H220V118H219ZM244 115V114H243ZM247 115V114H246ZM254 115V114H253ZM258 115V114H257ZM257 115H255V116H257ZM15 116V117H16ZM31 116H33V118H35V115L33 114V115H31ZM40 116H42V115H40ZM93 116V115H92ZM120 116V117H121ZM144 116H145V114H144ZM155 116V115H154ZM153 116V117H154ZM158 116V115H157ZM160 116V115H159ZM181 116V115H180ZM184 116V115H183ZM192 116V115H191ZM194 116V115H193ZM210 116V117H209ZM217 116H218V118H217ZM221 116H222V118H221ZM252 116V115H251ZM10 118H11V116H9ZM20 117V116H19ZM43 117V116H42ZM67 117V116H66ZM131 116H129V118H130ZM188 117V116H187ZM213 117V118H212ZM2 118V117H1ZM6 118V117H5ZM17 118V117H16ZM73 118V120H74V117H72ZM113 118H114V116H113ZM128 118V120H131V119H129ZM137 118H139V117H137ZM144 118V117H143ZM181 118V117H180ZM183 118V117H182ZM185 118V117H184ZM183 118V119H184ZM14 119V118H13ZM23 119V118H22ZM21 119V120H22ZM40 119V118H39ZM69 119H70V117H69ZM125 119V118H124ZM133 119V118H132ZM146 119V118H145ZM156 118H153V120H155ZM173 119V118H172ZM255 119H256V117H255ZM4 120V119H3ZM2 120V121H3ZM16 120V119H15ZM20 120V121H21ZM33 120V119H32ZM65 120L66 119H64V124L66 123L65 122ZM120 120V119H119ZM122 120V119H121ZM126 120V119H125ZM134 121L136 120V118H134L133 119ZM138 120V119H137ZM160 120V119H159ZM177 120V119H176ZM189 120V119H188ZM257 120V119H256ZM67 121V120H66ZM152 121V120H151ZM156 121V120H155ZM226 121V120H225ZM245 121V120H244ZM255 121V120H254ZM259 121V120H258ZM4 122H7V120L5 121L4 120ZM11 122V121H10ZM39 122V121H38ZM129 122H131V121H129ZM133 122V121H132ZM140 122V121H139ZM146 122V121H145ZM157 122H159L158 120H157ZM161 122V121H160ZM159 122V123H160ZM169 122H171L172 123V125H174L175 126V124H173V121H169ZM178 122L179 123H181L180 121H179V118H178ZM232 122H233V120H232ZM238 122V121H237ZM0 123H1V121H0ZM15 123V122H14ZM22 123H23V120H22ZM36 123H37V121H36ZM136 123V122H135ZM144 123V122H143ZM142 123V124H143ZM151 123V122H150ZM153 123H154V121H153ZM158 123V124H159ZM168 123V122H167ZM185 123V122H184ZM194 123V122H193ZM194 123V124H195ZM224 123V122H223ZM9 124V123H8ZM19 124V123H18ZM21 124V123H20ZM27 124V123H26ZM39 124H42L41 123V121L39 122ZM38 124V125H39ZM60 124V123H59ZM62 124V123H61ZM60 124V125H61ZM125 124H126V126L128 125L127 123H126V121H125ZM139 124V123H138ZM152 124V123H151ZM177 124V123H176ZM187 124V123H186ZM243 124H245V123H243ZM12 125H15V124H12ZM124 125V124H123ZM122 125V126H123ZM135 124L133 123V126H134ZM155 125V124H154ZM169 125H170V123H169ZM172 125H170V126H172ZM185 125V124H184ZM3 126V125H2ZM23 126V125H22ZM114 126H115V124H114ZM125 126V128H127ZM144 126V125H143ZM168 126V125H167ZM177 127H179V125H176ZM181 126H183V124H181ZM194 126V125H193ZM196 127H197V125H195ZM221 126V125H220ZM244 126V125H243ZM11 127V126H10ZM24 127V126H23ZM56 127V126H55ZM60 127V126H59ZM65 127V126H64ZM66 127H68V126H66ZM65 127V128H66ZM117 127V126H116ZM176 127V128H177ZM188 127V126H187ZM186 127V128H187ZM190 127V126H189ZM188 127V128H189ZM222 127V126H221ZM233 127V126H232ZM17 128V127H16ZM16 128H15V130H16ZM19 128V127H18ZM36 128V127H35ZM65 128H62L63 130L65 129ZM132 128V127H131ZM176 128H175V130H176ZM182 128V127H181ZM187 128V130H192L193 128H191V129H188ZM217 128V129H216ZM7 128H5V130H6ZM10 129V128H9ZM14 129V128H13ZM53 129V128H52ZM67 129V128H66ZM165 130H166V132L168 133V134H166V135H170L171 133H169V131H171V130H169L168 129V131H167V129L166 128H164ZM172 129V128H171ZM177 129H179V128H177ZM221 129V128H220ZM231 129V128H230ZM11 130V129H10ZM23 130V129H22ZM29 130V129H28ZM55 130H57V128L55 129ZM174 130V131H175ZM186 132L185 133H183V134H186L188 131L186 130V129H184ZM8 131V130H7ZM6 131V132H7ZM35 131V130H34ZM39 131V130H38ZM37 131V132H38ZM179 131H180V129H179ZM196 131L198 132V128L196 129ZM23 132H25V130L23 131ZM29 132V131H28ZM36 132V131H35ZM40 132H42V131H39L38 133H40ZM42 132V133H43ZM55 132V131H54ZM175 132H178V130L177 131H175ZM197 132H195L196 134H197ZM244 132V131H243ZM252 132V131H251ZM254 132H255V130H254ZM13 133V132H12ZM18 133V132H17ZM30 133V132H29ZM32 133H34V132H32ZM41 133V134H42ZM58 133V132H57ZM172 133H174L173 132V130H172ZM193 132H190V134L191 135H193L192 134ZM223 133H224V131H223ZM10 134V133H9ZM14 134H15V131H14ZM20 134V133H19ZM27 134V133H26ZM25 134V135H26ZM52 134H54V133H52ZM51 134V135H52ZM94 134V133H93ZM164 134V133H163ZM178 134H181V131L178 133ZM196 134H194L195 136H197ZM260 134V133H259ZM262 134L263 133H261V137H264V136H262ZM12 135V134H11ZM25 135L23 136V137H25ZM31 135V134H30ZM37 135V134H36ZM35 135V136H36ZM40 135V134H39ZM56 135V134H55ZM59 135H60V132H59ZM187 135H188V133H187ZM190 135V136H191ZM224 135H225V133H224ZM247 135V134H246ZM3 136V135H2ZM7 136V135H6ZM5 136V137H6ZM28 136V135H27ZM42 136V135H41ZM165 136V135H164ZM171 136H172V134H171ZM212 136H214V135H212ZM11 137V136H10ZM37 137V136H36ZM56 137H58L57 135H56ZM127 137V136H126ZM167 137V136H166ZM170 137V136H169ZM176 137V136H175ZM192 137V136H191ZM246 137V136H245ZM248 137H249V135H248ZM259 137V136H258ZM1 138V137H0ZM7 138H9L8 136H7ZM12 138H13V136H12ZM16 138V137H15ZM15 138H14V142H15ZM18 138H19V136H18ZM22 138V137H21ZM43 136H42V142H44L43 141ZM172 138V137H171ZM176 138H178L179 139V136L178 137H176ZM187 138V137H186ZM192 138H194V137H192ZM196 138V137H195ZM214 138V137H213ZM216 138H217V136H216ZM219 138V137H218ZM260 138V137H259ZM5 139V138H4ZM17 139V138H16ZM27 139V138H26ZM33 139H34V136H33ZM45 139V138H44ZM177 139V140H178ZM199 139V140H200ZM205 139H207V140H205ZM215 139V138H214ZM245 139V138H244ZM249 139V138H248ZM262 139V138H261ZM1 140V139H0ZM6 140V139H5ZM9 140H10V138H9ZM25 140V139H24ZM32 140V139H31ZM38 141H39V139H37ZM162 139H160L159 141H161ZM174 140V139H173ZM238 140V139H237ZM241 140V139H240ZM250 140V139H249ZM249 140H247V141H249ZM252 140V139H251ZM257 140V139H256ZM2 141V140H1ZM6 141H8V139L6 140ZM28 141V140H27ZM36 141V140H35ZM55 141V140H54ZM175 141V140H174ZM174 141H173V144H174ZM215 141V140H214ZM213 141V142H214ZM223 141V140H222ZM234 141V140H233ZM253 141H254V139H253ZM252 141V142H253ZM257 141H260L259 139L257 140ZM19 142H20V140H19ZM167 142V141H166ZM176 142H178V141H176ZM179 142H181V139H180V141ZM187 142H189V141H187ZM192 142H194L193 140H192ZM199 142V141H198ZM251 142V141H250ZM251 142V143H252ZM255 142V141H254ZM13 143V142H12ZM26 143V142H25ZM29 143V142H28ZM31 143V142H30ZM36 143L38 144V142L36 141ZM34 144L35 146L34 147H39L40 146V144H38V146H36L37 144ZM41 143V142H40ZM45 143V142H44ZM57 143V142H56ZM156 143H159V142H156ZM155 143V144H156ZM161 143H163V142H161ZM160 143V146L162 145ZM183 143V142H182ZM195 143V142H194ZM219 143V142H218ZM222 143V142H221ZM247 143H249V142H247ZM264 143V142H263ZM5 144V143H4ZM8 144V143H7ZM14 144V143H13ZM13 144H11V145H13ZM154 144V143H153ZM220 144V143H219ZM223 144V143H222ZM224 144H227V143H224ZM232 144H235V142H233ZM237 145H238V143H236ZM235 144V145H236ZM253 144V143H252ZM262 144V143H261ZM9 145V144H8ZM20 145V144H19ZM30 145V144H29ZM45 145V144H44ZM158 145V144H157ZM169 145L171 146V144L169 143ZM184 145V144H183ZM189 145V144H188ZM193 145V144H192ZM203 145V144H202ZM251 145V144H250ZM264 145V144H263ZM262 145V146H263ZM6 146V145H5ZM28 146V145H27ZM100 146V145H99ZM155 146V145H154ZM182 146V144H180V146L179 147H181ZM206 146V145H205ZM212 146V145H211ZM210 146V147H211ZM215 146V145H214ZM217 146V145H216ZM258 146V145H257ZM3 147V146H2ZM7 147V146H6ZM12 147V146H11ZM14 147V146H13ZM15 147H16V145H15ZM20 147V146H19ZM30 147H31V145H30ZM45 147V146H44ZM43 147V148H44ZM153 147V146H152ZM157 147V146H156ZM188 147V146H187ZM232 147V146H231ZM253 147H255V146H253ZM264 147V146H263ZM10 148V147H9ZM142 148V147H141ZM151 148V147H150ZM149 148V149H150ZM162 148H163V146H162ZM170 148H172V147H170ZM185 148V147H184ZM184 148H182V149H184ZM200 148V147H199ZM198 148V149H199ZM11 149V148H10ZM15 149V148H14ZM20 149V148H19ZM26 149H30L31 150V148H26ZM32 149H33V145H32ZM35 149V148H34ZM33 149V150H34ZM45 149H46V147H45ZM49 148H47V150H48ZM157 149V148H156ZM161 148L159 147V150H160ZM168 149V148H167ZM181 149V148H180ZM203 149V148H202ZM209 149V148H208ZM212 149V148H211ZM219 149H220V147H219ZM223 149V148H222ZM226 149V148H225ZM228 149H230V146L228 147ZM234 150H235V148H233ZM239 149V148H238ZM249 149V148H248ZM252 149V148H251ZM257 149H259V148H257ZM261 149V148H260ZM260 149H259V151H260ZM12 150V149H11ZM18 150V149H17ZM39 150H40V152H41V149L39 148ZM44 150V149H43ZM96 150H98V149H96ZM100 150V149H99ZM148 150V149H147ZM158 149L156 150V151H159ZM162 151H164L165 149H161ZM160 150V151H161ZM175 150V149H174ZM173 149H172V151H174ZM205 150H207V149H205ZM205 150H203V152L205 151ZM210 150V149H209ZM232 150V149H231ZM240 150V149H239ZM87 151V150H86ZM151 151V150H150ZM161 151V152H162ZM208 151V150H207ZM220 151V150H219ZM241 151V150H240ZM245 151V150H244ZM246 151H248V150H246ZM264 151V150H263ZM3 152V151H2ZM16 152V151H15ZM39 152V151H38ZM47 152V151H46ZM148 152H149V150H148ZM147 152V153H148ZM166 151H164V153H165ZM175 152V151H174ZM187 152V151H186ZM189 152V151H188ZM202 152V151H201ZM202 152V153H203ZM221 152V151H220ZM220 152H218V153H220ZM227 152V151H226ZM226 152H224L225 153V155L226 154H228V153H226ZM229 152V151H228ZM231 152V151H230ZM230 152H229V154H230ZM235 152H236V150H235ZM243 152V151H242ZM4 154H6L5 152H3ZM27 153V152H26ZM44 153V152H43ZM50 153V152H49ZM134 153V152H133ZM144 153V152H143ZM153 153V152H152ZM159 153V152H158ZM164 153H160L159 155L161 156V154H164ZM190 153V152H189ZM195 153V152H194ZM223 153V152H222ZM221 153V154H222ZM0 154L2 155V153H1V150H0ZM33 154V153H32ZM41 154V153H40ZM149 154H151V153H149ZM155 154V153H154ZM179 154V153H178ZM181 154V153H180ZM180 154H179V156H177V158H181L182 156H180ZM206 154V153H205ZM214 154V153H213ZM212 154V155H213ZM228 154V155H229ZM233 153H231V155H232ZM7 155V154H6ZM9 155V154H8ZM12 155V154H11ZM36 155H38V153L36 154ZM50 154H48L47 155V158H48V156H49ZM157 155V154H156ZM187 155V154H186ZM190 155V154H189ZM192 155V154H191ZM210 155H211V153H210ZM215 155V154H214ZM213 155V156H214ZM228 155H226V156H224V157H227V158H224V159H228V157L229 158H232V157H230V155L228 156ZM242 155V154H241ZM10 156V155H9ZM26 156V155H25ZM87 156V155H86ZM150 156V155H149ZM163 156H165V155H163ZM167 156H169V155H167ZM207 156V155H206ZM208 156H209V154H208ZM211 157V156H209V157H211V159L213 158L214 159V157ZM222 156L223 155H221V158H222ZM242 156H245V155H242ZM3 157H4V155H3ZM12 157V156H11ZM32 157H34V156H32ZM50 157V156H49ZM136 157V155L133 157V158H135ZM139 157V156H138ZM140 157H142V155H140ZM197 157H198V155H197ZM201 157H203V156H201ZM216 157V156H215ZM235 157V159H238L237 157H236V155L234 156ZM233 157V158H234ZM246 157V156H245ZM245 157H243L244 159H245ZM250 157V156H249ZM5 158V157H4ZM10 158V157H9ZM14 158V157H13ZM22 158V160H23V156L21 157ZM137 158V157H136ZM187 158V157H186ZM232 158V159H233ZM7 159V158H6ZM16 158H14V160H15ZM24 159H25V157H24ZM28 159V158H27ZM31 159V158H30ZM40 159V158H39ZM49 159V158H48ZM48 159H46L45 161H47ZM86 159V158H85ZM157 159V158H156ZM184 159V158H183ZM200 159V158H199ZM210 159V158H209ZM212 159V160H213ZM223 159V158H222ZM223 159V161H225ZM246 159H247V157H246ZM3 160V159H2ZM5 160V159H4ZM3 160V161H4ZM17 160H19V159H16V161ZM21 160V161H22ZM42 160V159H41ZM139 160V159H138ZM210 160L211 162H213V161H215V160ZM2 161V162H3ZM31 161V160H30ZM35 161V160H34ZM33 161V162H34ZM39 161V160H38ZM90 161V160H89ZM89 161H87V164H88V162ZM150 161V160H149ZM164 161V160H163ZM181 161V160H180ZM190 161V160H189ZM228 161H231L230 159L228 160ZM234 161V160H233ZM236 161V163L237 162H239L240 160L238 159V160H235ZM250 161V160H249ZM6 162H8V161H6ZM5 162V163H6ZM12 162H14L13 160H12ZM19 162V161H18ZM23 162H24V160H23ZM43 162V161H42ZM48 163L50 162V161H47ZM46 162V163H47ZM79 162V161H78ZM81 162H82V160H81ZM161 162V161H160ZM159 162V163H160ZM202 162H203V160H202ZM219 162V166H220V162L221 161H218ZM217 162V160H216V163H218ZM243 162V161H242ZM241 161H240V163H242ZM251 162V161H250ZM4 162H3V164H5ZM9 163H10V161H9ZM20 163V162H19ZM26 163H28V162H26ZM35 163V162H34ZM36 163H37V161H36ZM40 163H41V161H40ZM64 163V162H63ZM66 163V162H65ZM84 163H86L85 162V160L82 162V164H84ZM137 163V162H136ZM144 163V162H143ZM147 163V162H146ZM156 163H158V162H156ZM182 163V162H181ZM214 163V162H213ZM230 163V162H229ZM235 163V164H236ZM243 163H245V162H243ZM18 164V163H17ZM16 164V165H17ZM25 164V163H24ZM39 164V163H38ZM43 164V163H42ZM52 164V162H50V165ZM68 164V163H67ZM151 164V163H150ZM205 164H208V163H205ZM215 164V163H214ZM223 164H224V162H223ZM222 164V165H223ZM231 164V163H230ZM230 164H229V166H230ZM237 164H239V163H237ZM6 165L7 164H5V167H6ZM11 165H13V164H11ZM23 165V164H22ZM58 165V164H57ZM60 165V164H59ZM64 165V164H63ZM71 165V164H70ZM69 165V166H70ZM75 165V164H74ZM157 165V164H156ZM155 165V166H156ZM184 165V164H183ZM204 165V164H203ZM210 165V164H209ZM232 165V164H231ZM17 166H19V165H17ZM21 166V165H20ZM40 166H44V165H41L40 164ZM68 166V165H67ZM143 166V165H142ZM153 166V165H152ZM154 166V167H155ZM179 166V165H178ZM181 166V165H180ZM206 165H204V166H202V167H199V168H197L198 166H197V164H195L193 167H191V168H193V170H194V168H197L196 170V172H195V174L193 175V177H195L196 175H200V173H201V168H204V170H206V168H208L209 169V167H205ZM212 166V165H211ZM227 166V165H226ZM228 166V167H229ZM233 166V165H232ZM257 166V165H256ZM4 167V166H3ZM14 167L15 166H13L12 168L14 169ZM30 167V166H29ZM60 167H61V165H60ZM72 167V166H71ZM147 167V166H146ZM160 167V166H159ZM213 168H212V170L215 168V170H217L216 169V167H214V166H212ZM11 168V169H12ZM17 168V167H16ZM15 168V169H16ZM23 168H24V166H23ZM22 168V169H23ZM38 168V167H37ZM36 168V169H37ZM42 168V167H41ZM47 168H49V167H47ZM51 168H53V167H51ZM62 169H63V167H61ZM66 168V167H65ZM73 168H74V166H73ZM149 168V167H148ZM158 168V167H157ZM178 168V167H177ZM221 168V167H220ZM220 168H219V170H220ZM229 168H231V167H229ZM229 168L227 169V170H229ZM232 168H234V166L232 167ZM242 168H244V167H242ZM242 168H240V170L242 169ZM252 168V167H251ZM258 168H260V166L258 167ZM5 169V168H4ZM11 169H9L10 170V172H12L11 171ZM12 169V170H13ZM19 169H20V167H19ZM19 169H17V170H19ZM43 169V168H42ZM50 169V168H49ZM55 169V168H54ZM71 169V168H70ZM153 169V168H152ZM239 168H237V170H238ZM262 169V168H261ZM7 170V169H6ZM16 170V171H17ZM59 170V169H58ZM57 170V171H58ZM65 170V172H66V169H64ZM156 170V169H155ZM181 170V169H180ZM183 170V169H182ZM203 170V171H204ZM210 170V169H209ZM224 170V169H223ZM227 170H225V171H227ZM233 170H235V168L233 169ZM236 170V171H237ZM240 170H238V171H240ZM245 170H247L246 168H244V170L242 169V171L244 172ZM250 170V169H249ZM15 170H13V172H16ZM22 171V173H23V170H21ZM31 170L29 169V172H30ZM34 171V170H33ZM37 171V170H36ZM46 171H47V169H46ZM52 171H54L53 169H52ZM56 171V172H57ZM67 171H68V168H67ZM84 171V170H83ZM177 171V170H176ZM184 171H186V170H184ZM189 171H192V170H189ZM211 171V170H210ZM209 171V172H210ZM252 171V170H251ZM12 172V173H13ZM32 172V171H31ZM38 172H42V171H38ZM60 172V174L61 173H64L63 171H59ZM151 172H153V171H151ZM159 172V171H158ZM183 172V171H182ZM194 172V171H193ZM217 172V171H216ZM219 172V171H218ZM3 173V174H2ZM4 173H6V175H7V173L8 172H4V170L0 167V174H2L3 176H4V178H6L7 179V176H5L4 175ZM11 173V176L14 174H12ZM17 173H18V171H17ZM21 173V172H20ZM46 173H48V172H46ZM45 173V174H46ZM68 173H70V172H68ZM211 173V172H210ZM221 173H222V171H221ZM221 173H219L218 174V176L219 175H221ZM226 172H224V174H225ZM234 173H235V171H234ZM250 172L248 171V174H249ZM10 174V173H9ZM35 174V173H34ZM49 174V173H48ZM66 174V173H65ZM76 174V173H75ZM187 174V173H186ZM191 174V173H190ZM237 174V173H236ZM245 174V175H244ZM247 172H244L242 175H240L241 177H238V178H236V179H234L235 180V184H236V186H233L234 184L232 183V182H230V181H232V177L230 178V177H228L230 180H227V181H225L226 183L224 184V185H221V183H223V182H221L220 183V181L218 182V183H220V185L222 186V188H221V191L223 192V194L225 193L226 195H227V197L225 198V200L223 199H221V197H219L222 201H227L228 200V202L230 201V202H232V205H231V210L230 211H232V210H234V209H237L238 210V212H239V214H241L243 211H245V210H248V209H251V208H254L255 209V207H257V205L260 203H263V201H264V183H262L261 184V182L262 181H259V178H257L254 174V171L253 172H251V174L252 175H254V176H251L250 174V176L248 177L247 175ZM15 175V174H14ZM18 175V174H17ZM16 175V176H17ZM23 175V174H22ZM39 175V174H38ZM37 175V176H38ZM40 175H42V174H40ZM53 175H55V174H53ZM67 175H69V174H67ZM72 175V174H71ZM70 175V176H71ZM155 176H156V174H154ZM196 176V177H198V180H199V177H201V176ZM204 175H206V174H204ZM213 175L214 174H212V179H213ZM10 176V175H9ZM16 176H14V177H16ZM18 176H20V175H18ZM31 176H33V175H31ZM44 176V175H43ZM45 176H47V174L45 175ZM55 176H58V175H55ZM62 176V175H61ZM66 176V175H65ZM187 176V175H186ZM210 176V175H209ZM215 176H217V175H215ZM223 176V175H222ZM229 176V175H228ZM231 176V175H230ZM23 177V176H22ZM34 177H36V176H34ZM47 177H49V175L47 176ZM67 177V176H66ZM69 177V176H68ZM207 177V176H206ZM224 177V178H223ZM223 177H221V180H222V178L224 179V180H226V178L227 177H225V176H223ZM10 178V177H9ZM8 178V179H9ZM12 178V177H11ZM18 178V177H17ZM21 177H19V179H20ZM50 178H51V175H50ZM49 178V179H50ZM70 178V177H69ZM153 178V177H152ZM151 178V179H152ZM180 178V177H179ZM184 178V177H183ZM204 178V177H203ZM202 177H201V181H202V179H203ZM210 178V177H209ZM1 179V178H0ZM19 179L18 180H16L17 182L19 181ZM24 179V178H23ZM45 179L46 178H44V181H45ZM53 179V178H52ZM56 179H59V177L57 178L56 177ZM72 179V178H71ZM174 180H175V178H173ZM181 179V178H180ZM216 180H218V179H220L219 177L217 178H215ZM32 180V179H31ZM66 180V179H65ZM68 180V179H67ZM182 180V179H181ZM233 180V181H234ZM11 181V180H10ZM12 181H13V178H12ZM16 181H14L15 183H16ZM47 181V180H46ZM53 181V180H52ZM61 181H62V178H61ZM70 181V180H69ZM138 181V180H137ZM156 181V180H155ZM170 181H171V179H170ZM176 181V180H175ZM200 181V180H199ZM205 181H207L206 179H205ZM209 181V180H208ZM14 182H11L12 184L14 183ZM34 182V181H33ZM32 182V183H33ZM54 182V181H53ZM58 182V181H57ZM136 182V181H135ZM189 182V181H188ZM190 182H191V179H190ZM189 182V183H190ZM192 182L194 183V181L192 180ZM210 182V181H209ZM264 182V181H263ZM4 183V182H3ZM6 183V182H5ZM8 183H10L9 182V180H8ZM15 183H14V185H15ZM20 183V182H19ZM22 183H24L23 182V180H22ZM27 183V182H26ZM25 183V184H26ZM47 183H48V181H47ZM54 183H56V182H54ZM60 183H62V182H59V184ZM173 183V182H172ZM181 183V182H180ZM198 183H200V185L202 184L201 182H198ZM205 183V182H204ZM203 183V184H204ZM208 183V182H207ZM213 184H215L214 182H212ZM209 184V185H211V186H215V185H213V184ZM2 184V182L0 181V185ZM40 184H41V182H40ZM42 184H43V182H42ZM41 184V185H42ZM63 184V183H62ZM174 184V183H173ZM176 184V183H175ZM186 184H188V183H186ZM202 184V185H203ZM233 184V185H232ZM4 185V184H3ZM24 185V184H23ZM22 185V186H23ZM61 185V184H60ZM185 185V184H184ZM191 185H193V184H191L190 183V187H192ZM204 185H206V183L204 184ZM219 185V184H218ZM6 186H9V184L8 185H6ZM5 185L2 187V188H7ZM13 186V185H12ZM19 186V185H18ZM52 186H53V184H52ZM55 186V185H54ZM170 186V185H169ZM173 186V185H172ZM172 186L170 187V188H172ZM186 186V185H185ZM194 186V185H193ZM198 186V185H197ZM1 187V186H0ZM26 187V186H25ZM35 187V186H34ZM47 187L49 188V186H46V189H47ZM190 187H183V188H186V190L188 189V190H191V189H189ZM203 187V186H202ZM220 187V186H219ZM4 188V189H5ZM11 188V187H10ZM14 188V187H13ZM32 188V187H31ZM44 188V187H43ZM58 188V187H57ZM163 188V187H162ZM182 188V189H183ZM193 188H195V187H193ZM200 188V187H199ZM213 187H211V189H212ZM235 188V189H234ZM22 189V188H21ZM28 190H29V188H27ZM50 189V188H49ZM95 189V188H94ZM179 189V188H178ZM182 189H181V187H180V192L182 191ZM204 189H205V186H204ZM213 189H215V188H213ZM15 190H16V188H15ZM23 190H24V188L21 190V192H23ZM40 190H41V188H40ZM39 190V192H40V195L41 194H43V193H45V191H47V190H45V189H43V190H45V191H42L43 193H41V191ZM55 190V187H54V189H53V191ZM57 190V189H56ZM55 190V191H56ZM132 190V189H131ZM168 190V189H167ZM166 190V191H167ZM171 190H173V188L171 189ZM175 190V189H174ZM173 190V191H174ZM186 190H185V192H186ZM201 190V189H200ZM209 190V189H208ZM5 191H7V190H5ZM9 191V190H8ZM18 191V190H17ZM170 191V190H169ZM168 191V192H169ZM172 191V192H173ZM216 191V190H215ZM218 191V190H217ZM2 192V191H1ZM0 192V193H1ZM11 192V191H10ZM19 192V191H18ZM25 192V191H24ZM26 192H28L27 190H26ZM137 192V191H136ZM140 192V191H139ZM176 192V191H175ZM178 192V191H177ZM176 192V193H177ZM221 192V193H222ZM13 193V192H12ZM15 193H17V192H15ZM49 193V192H48ZM48 193H46V194H48ZM51 193V192H50ZM124 193H126V192H124ZM145 193V192H144ZM143 193V194H144ZM166 193V192H165ZM187 193V192H186ZM8 194V193H7ZM14 194V193H13ZM28 194V193H27ZM171 194L173 195V196H177L178 195V193L177 194H175V193H171V191H170V197H171ZM175 194V195H174ZM181 194V193H180ZM187 194H189V193H187ZM200 194H201V192H200ZM16 195V194H15ZM44 195V194H43ZM130 195V194H129ZM161 195V194H160ZM169 195L166 193V195H165V197L166 198H168L169 197ZM210 195V194H209ZM208 194H207V196H209ZM213 195H214V193H213ZM217 195V194H216ZM23 196V195H22ZM30 196V195H29ZM37 196V195H36ZM42 196V195H41ZM50 196V195H49ZM48 196V197H49ZM138 196V195H137ZM141 196V195H140ZM187 196V195H186ZM218 196H221V194H218L217 195V198L216 199H218ZM234 196V197H233ZM241 196H244L245 198H244V200H241L240 201V199H239V197L241 198ZM13 197V195H11L9 198L6 196V198H8L9 200H10V198H12ZM19 196H17V198H18ZM123 197V196H122ZM185 197V194H182L181 196L179 195L177 198V201H181V199L182 198H184ZM201 197V196H200ZM202 197H204V196H202ZM206 197V196H205ZM210 197H211V199H213L212 198V195H210L209 197H207V198H209L210 199ZM5 198V199H6ZM24 198V197H23ZM26 198V197H25ZM32 198H35V197H32ZM50 198V197H49ZM99 198V197H98ZM138 198V197H137ZM165 198V199H166ZM190 198V197H189ZM188 198V196H187V199H189ZM222 198H223V196H222ZM4 199V198H3ZM16 198L14 197V200H15ZM20 199V198H19ZM36 199H38V198H36ZM35 199V200H36ZM100 199V198H99ZM139 199V198H138ZM190 199H192V198H190ZM204 199V198H203ZM215 199V200H216ZM220 199H218L219 201H221ZM242 199H243V197H242ZM12 200V199H11ZM27 200V199H26ZM25 200V201H26ZM126 200V199H125ZM156 200V199H155ZM184 200H186V197H185V199ZM17 201H18V199H17ZM34 201V200H33ZM32 201V203H34ZM38 201V200H37ZM46 201V200H45ZM109 201V200H108ZM158 201V200H157ZM175 201L176 200H174V198L172 199V197H171V199H170V206L172 205V207H170L169 208V213H170V215H169V213H168V215L170 216V218H169V221H168V219H167V221L169 222V225H167V227H166V231H164V230H161V232L159 231V234L161 233V236L157 233L158 231L156 230H154V232H156L157 233V235H159V238L161 237V238H165L167 235H170L171 233H172V231L175 229V228H177L176 229V233L178 232V233H180L181 231L183 232V230L184 229H186L184 232H186V231H188V234L187 235H183L182 237H180L181 235H179L178 236V238L180 237V238H184V243H182L181 241H180V238H179V241L182 243L180 246L182 247V246H185V247H188V246H191L192 247V249H185V252L187 251V253H189L190 255H189V257L191 258V257H197V258H200V260H202V262H199L198 264H203L204 262L207 264V262L210 264V262H215V260L217 261L218 259V261H219V263H220V259H222V258H225V259H227L226 257H228L229 255H231V253H233L234 251L233 250H231V251H233V252H231L230 251V248L232 249V245L234 244V241H233V244H230V243H232V242H230V243H228V245H229V247H227V248H225V246H228V245H225L224 247H223V250H222V247L220 248L218 245H220V244H222V243H224V242H226V241H230L231 239V235L230 234H228V236H227V234H226V236H224V237H222L221 238V240H218V241H216L215 243H213V244H210L207 248H205V249H201L200 248V246L201 245H199V244H197L196 243V240L198 239V237L201 235V229H202V227H204V225L201 227L199 224L197 225V227L196 228H193L191 225H193L194 224V222H195V224L198 222H196V218L198 219L199 217H198V215L200 216V218L202 219V214L200 213V209H201V212H202V209H205V210H207L206 208H207V204L204 206H201V204L200 203H198V204H200L199 206H197L195 209H193L192 211H190V213H189V215H185V214H182V213H180V218L178 219V218H176L174 215H175V213H174V210H173V205H175L176 203H175ZM176 201V202H177ZM183 201V200H182ZM194 201H195V199H194ZM200 201H201V199H200ZM222 201H221V203H222ZM4 201L2 200V203H3ZM12 202H13V200H12ZM27 202V201H26ZM36 202V201H35ZM101 202H103V200H101ZM168 202V201H167ZM207 201H205V203H206ZM217 202V201H216ZM229 202V203H230ZM8 203V202H7ZM7 203H6V209L8 208L7 207ZM21 203H22V201H21ZM39 203V202H38ZM44 203V202H43ZM93 203V202H92ZM175 203V204H174ZM185 203V202H184ZM196 203V202H195ZM194 203V204H195ZM225 203H227V202H225ZM15 204V206L14 207H16V203H14ZM26 204V203H25ZM36 204V203H35ZM52 204V203H51ZM102 204V203H101ZM158 204V203H157ZM180 204V203H179ZM178 204V205H179ZM191 204H193V203H191ZM190 204V205H191ZM216 204H218V203H216ZM2 205V204H1ZM3 205H5L4 203H3ZM10 205V204H9ZM8 205V206H9ZM11 205H12V203H11ZM20 205V204H19ZM28 205V204H27ZM37 205V204H36ZM97 205V204H96ZM114 205V204H113ZM153 205V204H152ZM163 205H165V203L163 202ZM168 205V204H167ZM184 205V204H183ZM214 205H215V203H213V201H212V205H211V207H209V208H214ZM220 205V204H219ZM229 205V204H228ZM22 206V205H21ZM23 206H25V205H23ZM22 206V207H23ZM154 206V205H153ZM192 206V205H191ZM209 206V205H208ZM224 206H226V205H224ZM263 206V205H262ZM3 207V206H2ZM12 207V206H11ZM14 207H12V209L14 208ZM27 207H29V206H27ZM97 206H95V208H96ZM113 207V206H112ZM185 207V206H184ZM190 207V206H189ZM216 207V206H215ZM230 207V206H229ZM4 209H5V207H3ZM9 208H10V206H9ZM8 208V209H9ZM17 208V207H16ZM32 208H34V206L32 207ZM125 208V207H124ZM154 208V207H153ZM175 208V207H174ZM186 208V207H185ZM208 208V209H209ZM226 208V207H225ZM4 209H3V211H4ZM54 209V208H53ZM62 209V208H61ZM61 209H60V211H61ZM64 209H66L65 207H64ZM64 209H62L63 211H64ZM93 209H94V207H93ZM100 208H98V210H99ZM111 209V208H110ZM109 209V210H110ZM132 209V208H131ZM180 209V211L181 212H183L184 210H183V208H179ZM189 209V208H188ZM190 209H191V207H190ZM1 210V209H0ZM14 210V209H13ZM12 210V211H13ZM17 210V209H16ZM20 210H21V208H20ZM23 210V209H22ZM27 210V209H26ZM56 210H59V209H56ZM97 210V211H98ZM112 210V209H111ZM220 210H221V208H220ZM220 210L218 209L217 211H219L220 212ZM2 211V212H3ZM28 211H32V209L31 210H28ZM37 211V210H36ZM59 211V212H60ZM107 211V210H106ZM116 211V210H115ZM118 211V210H117ZM123 211V210H122ZM186 211V210H185ZM208 211H210V210H208ZM212 211V210H211ZM225 211H227V210H225ZM230 211H227V212H222L223 214H225V213H227L228 214V212H230ZM7 212H8V210H7ZM58 212V211H57ZM92 212V211H91ZM90 212V213H91ZM96 212V210L94 211V213ZM163 212H164V210H163ZM206 212V211H205ZM214 212V211H213ZM215 212H216V210H215ZM6 213V212H5ZM16 213V212H15ZM18 213V212H17ZM16 213V214H17ZM25 213V212H24ZM55 213V212H54ZM72 213V212H71ZM93 213V212H92ZM97 213H99L100 214V212L98 211ZM104 213L106 214V212L104 211ZM104 213H103V216H104ZM159 213V212H158ZM209 213V212H208ZM12 214V213H11ZM22 214V213H21ZM26 214V213H25ZM25 214H23V215H25ZM35 214V213H34ZM46 214V213H45ZM64 214V213H63ZM66 214V213H65ZM98 214V215H99ZM128 214V213H127ZM163 214V213H162ZM167 214V212L165 213V215ZM177 214H179V213H177ZM215 214V213H214ZM222 214V215H223ZM245 214V213H244ZM6 215V214H5ZM4 215V216H5ZM8 215H10L9 213H8ZM19 215V214H18ZM17 215V216H18ZM32 215H33V213H32ZM51 214H49V216H50ZM57 216V218H59L60 216H58V214H56ZM60 215V214H59ZM93 215V214H92ZM96 215V214H95ZM101 215H102V213H101ZM100 215V216H101ZM109 215V214H108ZM107 214H106V216H104V219L108 216ZM205 215V214H204ZM219 215V214H218ZM233 215V214H232ZM0 216H1V214H0ZM22 216V215H21ZM27 216V215H26ZM31 216V215H30ZM29 216V217H30ZM43 216V215H42ZM53 217L55 216V215H52ZM62 216L63 215H61V218H62ZM88 216H89V214H88ZM91 216V215H90ZM90 216L88 217V218H90ZM99 216V217H100ZM208 216V215H207ZM210 216V215H209ZM213 216V214L211 215V217ZM246 216V215H245ZM259 216H261V215H259ZM23 217V216H22ZM40 217V216H39ZM55 217V218H56ZM86 217V216H85ZM160 217V216H159ZM224 217V216H223ZM247 217V216H246ZM1 218V217H0ZM23 218H25V217H23ZM64 218H66L65 216H64ZM87 217L85 218V219H88ZM94 217H92V219H93ZM97 218V217H96ZM96 218L95 219H93L94 221L96 220ZM100 218H102V217H100ZM117 218V217H116ZM162 218V217H161ZM199 218V219H200ZM210 218V217H209ZM231 218V217H230ZM35 219V218H34ZM39 219V218H38ZM47 219V218H46ZM45 219V220H46ZM51 219V218H50ZM91 219V220H92ZM158 219H160V218H158ZM165 219V218H164ZM200 219V220H201ZM206 219V218H205ZM221 219V218H220ZM223 219V218H222ZM221 219V220H222ZM20 220H22V219H20ZM29 220V219H28ZM36 221H37V218L35 219ZM40 220V219H39ZM39 220H38V222H39ZM58 220H60V218L58 219ZM58 220H57V222H58ZM92 220V221H93ZM108 220H110V219H108ZM124 220V219H123ZM157 220V219H156ZM162 219H160V221H161ZM203 220V219H202ZM207 220V219H206ZM16 221V220H15ZM23 221H24V219H23ZM43 221V220H42ZM47 221V220H46ZM86 221V220H85ZM98 221H99V219H98ZM107 221V220H106ZM125 221V220H124ZM159 221V222H160ZM167 221H165L164 223H163V225H165V223L167 222ZM223 221V220H222ZM3 222H5V221H3ZM2 222V223H3ZM17 222V221H16ZM18 222H19V220H18ZM34 222V221H33ZM49 222V221H48ZM96 222V221H95ZM94 222V223H95ZM100 222H102V220L100 221ZM122 222V221H121ZM224 222V221H223ZM244 222V221H243ZM7 223V222H6ZM5 223V224H6ZM9 223V222H8ZM15 223V222H14ZM13 223V224H14ZM32 223V222H31ZM35 223V222H34ZM33 223V224H34ZM40 223V222H39ZM46 223V222H45ZM50 223V222H49ZM68 223V222H67ZM84 223V222H83ZM97 223V222H96ZM107 223V222H106ZM111 223V225L110 226H112V222H110ZM114 224H115V222H113ZM177 223H181V224H179V226H176L175 224H177ZM207 223H209L208 221H207ZM22 224V223H21ZM20 224V225H21ZM27 224V223H26ZM37 224V223H36ZM41 224V223H40ZM51 224V223H50ZM53 224V223H52ZM58 224V223H57ZM60 224V223H59ZM64 224H66V223H64ZM98 224V223H97ZM109 224V221H108V223H107V225ZM118 224V223H117ZM152 224V223H151ZM194 224V225H195ZM223 224H225V222L223 223ZM241 224V223H240ZM242 224H244V223H242ZM241 224V226H243ZM247 224V223H246ZM16 225V224H15ZM19 225V224H18ZM20 225H19V227H20ZM42 225V224H41ZM48 225V224H47ZM46 225V226H47ZM56 225V224H55ZM85 225V224H84ZM161 225V224H160ZM159 225V226H160ZM162 225V226H163ZM193 225V226H194ZM237 225V224H236ZM259 225V224H258ZM4 226V225H3ZM6 226H7V224H6ZM5 226V227H6ZM24 226V225H23ZM26 226V225H25ZM38 227H39V225H37ZM45 226V225H44ZM45 226V227H46ZM82 226H83V224H82ZM109 226V225H108ZM108 226H105L106 228L108 227ZM109 226V227H110ZM114 226V225H113ZM112 226V227H113ZM148 226H150V225H148ZM148 226H146V229L147 228H149ZM152 226V225H151ZM150 226V227H151ZM176 226V227H175ZM186 226V228H184ZM219 226V225H218ZM234 226V225H233ZM2 227V226H1ZM9 227H11V226H9ZM91 227V226H90ZM117 227H119V226H117ZM175 227V228H174ZM208 227V226H207ZM215 227V226H214ZM227 227V226H226ZM263 227V226H262ZM17 228V227H16ZM40 228V227H39ZM82 228H84V227H82ZM160 228V227H159ZM159 228H157V229H159ZM187 228H188V230H187ZM215 228H217V227H215ZM220 228H223V227H219L218 229H220ZM233 228H235V226L233 227ZM232 225H231V228H229V229H227V231H225L226 233L227 232H229L230 233V231H232ZM240 228V227H239ZM259 228V227H258ZM264 228V227H263ZM6 229V228H5ZM9 228L7 227V230H8ZM12 229V228H11ZM36 229H38V228H36ZM76 229H78L77 227H76ZM154 229V228H153ZM204 229V228H203ZM214 229V228H213ZM212 229V230H213ZM236 229H237V227H236ZM243 229V228H242ZM1 230H4V229H1ZM0 230V231H1ZM28 230V229H27ZM30 230H32V229H30ZM44 230V229H43ZM42 230V231H43ZM73 230V229H72ZM84 230H86V229H84ZM106 230V229H105ZM141 230V229H140ZM211 230V231H212ZM217 229H215L214 231H216ZM12 231H13V229H12ZM16 231V230H15ZM23 231V230H22ZM29 231V230H28ZM87 231V230H86ZM86 231H83L82 230V232H86ZM147 231V230H146ZM145 231V232H146ZM150 231V230H149ZM148 231V232H149ZM205 231H208V229L207 230H205ZM218 231V230H217ZM236 230H234V232H235ZM239 231H241V230H239ZM246 231V230H245ZM14 232V231H13ZM19 232H20V230H19ZM23 232H26V231H23ZM23 232H21V233H23ZM38 232V231H37ZM40 232H41V230H40ZM71 232H73V231H71ZM71 232L69 233L70 235H72V234H75V233H72L71 234ZM99 232V231H98ZM110 232V231H109ZM142 232H144V231H142ZM144 232V233H145ZM204 232V231H203ZM209 232V231H208ZM5 233V232H4ZM28 233V232H27ZM35 233V232H34ZM176 233H175V237H176ZM177 233V234H178ZM215 232H213V234H214ZM224 233V232H223ZM237 233H238V231H237ZM261 233H264V231L263 232H261ZM3 234V233H2ZM1 234V235H2ZM8 234V233H7ZM11 234V233H10ZM13 234V233H12ZM29 234V233H28ZM33 234V233H32ZM80 234V233H79ZM87 234H88V232H87ZM86 234V235H87ZM205 234V233H204ZM218 234H220V233H218ZM4 235V234H3ZM31 235V234H30ZM34 235V234H33ZM151 235V234H150ZM216 235V234H215ZM255 235V234H254ZM32 236V235H31ZM73 236V235H72ZM147 236V235H146ZM203 236V235H202ZM214 236V235H213ZM222 236V235H221ZM220 236V237H221ZM237 236H239V235H237ZM237 236L235 235V237L237 238ZM257 236V235H256ZM259 236V235H258ZM4 237V236H3ZM5 237H6V235H5ZM8 237H9V235H8ZM67 237H69V236H67ZM74 237H75V235H74ZM73 237V238H74ZM124 237V236H123ZM126 237V236H125ZM145 237V236H144ZM144 237H143V239H144ZM168 237V236H167ZM172 238V239H174V241H172V242H174L173 244H175V239L176 238ZM235 237H233V238H235ZM242 237V236H241ZM244 237V236H243ZM1 238V237H0ZM28 238V237H27ZM48 238V237H47ZM75 238H77V236L75 237ZM92 238H93V236H92ZM103 238V237H102ZM121 238H122V236H121ZM178 238H177V240H178ZM201 238V237H200ZM235 238V239H236ZM252 238V241H253V238H255V236L253 237H251ZM261 238H264V234H263V237H261ZM5 238H3L2 240H4ZM21 239H23V238H21ZM26 239V238H25ZM30 239V238H29ZM120 239V238H119ZM123 240L125 239V238H122ZM149 237H147L146 239H145V241L147 240V242L149 241ZM238 239H240V236L238 237ZM249 239V238H248ZM43 240V239H42ZM70 240V239H69ZM68 240V241H69ZM72 241H74L73 239H71ZM70 240V241H71ZM78 240H79V238H78ZM113 240V239H112ZM112 240H108V242H105L106 244L107 243H111V246L113 247L114 245H115V242L113 243V241ZM118 240V239H117ZM152 240H153V237H152ZM151 239H150V241H152ZM168 240H170V239H168ZM201 240V239H200ZM243 240H245V239H243ZM260 241V237L259 238H255V242L257 243V241ZM264 240V239H263ZM263 240H261V241H263ZM69 241V242H70ZM71 241V242H72ZM76 241V240H75ZM116 241V240H115ZM120 241H121V243H124V242H122V240L120 239ZM138 241H140V240H138ZM137 241V242H138ZM162 241H164L163 239H162ZM248 244H251V239H250V242L249 241H247V239L245 240ZM0 242H1V240H0ZM4 242V241H3ZM7 242H9V241H7ZM6 242V243H7ZM64 242V241H63ZM77 242V241H76ZM118 242V241H117ZM129 242V241H128ZM159 242H160V239H158L157 240V242H155L156 243V250L155 251H153V249H152V251H150L149 253H148V255H147V257H152L153 256V258H154V255H156L157 253H160V251L164 248H161L160 247V244H159ZM199 242V241H198ZM241 242V244L243 245L244 244V242L243 241H240ZM240 242H238V243H240ZM255 242L254 243H252L253 245L255 244ZM11 243V242H10ZM24 243V242H23ZM73 243V242H72ZM144 243V241L142 242V244ZM146 243V242H145ZM145 243H144V246H147V245H145ZM154 242H153V245L155 244ZM164 243H165V241H164ZM167 243V242H166ZM166 243H165V245H166ZM178 243V246H179V242H177ZM237 243V242H236ZM236 244L237 245V248H239V245L241 246V244ZM262 243V242H261ZM37 244V243H36ZM114 244V245H113ZM138 244V243H137ZM170 244V243H169ZM247 244V245H248ZM259 244V243H258ZM22 245V244H21ZM35 245V244H34ZM119 245H121L120 243H119ZM150 245V244H149ZM177 245V244H176ZM224 245V244H223ZM256 245V244H255ZM260 245V244H259ZM24 246H26V245H24ZM37 246V245H36ZM106 246V245H105ZM105 246H103L104 248H105ZM118 246V245H117ZM140 246V245H139ZM142 246V245H141ZM143 246V247H144ZM152 246V245H151ZM244 246V245H243ZM249 246V245H248ZM248 246L246 247V245L244 246L245 248H243V252H246V251H244V249H246V248H248ZM252 246V245H251ZM260 246H262L261 248H263L264 247V245L262 244V245H260ZM260 246L259 247H256V251H257V253H258V255L256 254V253H254L255 251H254V248H252V249H249L248 248V251H253V253L254 254H256L255 256L257 257H259L260 256V253L261 252H263V249L261 250V252H259L260 251ZM0 247H2V246H0ZM9 247V246H8ZM7 247V248H8ZM38 247V246H37ZM63 247V246H62ZM102 247V246H101ZM109 247V246H108ZM108 247H107V249H108ZM111 247V248H112ZM165 247H167V246H165ZM172 247V246H171ZM236 247V246H235ZM242 247V246H241ZM239 248L240 249V252L238 251L237 253L239 254H241L242 252H241V249L242 248ZM22 248V247H21ZM68 248H70V247H68ZM115 249H118V247L116 248V247H114ZM120 248V247H119ZM133 248V247H132ZM149 248V247H148ZM168 248H169V246H168ZM218 248H220V249H218ZM233 248H234V245H233ZM236 248V249H237ZM3 249V248H2ZM16 249V248H15ZM78 249H79V247H78ZM101 248H99V252L101 251L100 250ZM115 249H113V252H115ZM140 249V248H139ZM150 249H151V247H150ZM170 249V248H169ZM213 249V250H212ZM97 250V249H96ZM104 252L105 251H107V250H104V249H102ZM130 250H131V248H130ZM147 250V249H146ZM171 250V249H170ZM181 250H183V249H181ZM212 250V251H211ZM259 250V251H258ZM112 251V250H111ZM111 251H110V253H111ZM129 251V250H128ZM164 250H162L161 252H163ZM169 251V250H168ZM168 251H167V253H168ZM228 251H230L229 253V255H228ZM237 251V250H236ZM250 251V252H251ZM68 251H65V253H67ZM95 253L97 252V251H94ZM104 252H101L102 254L104 253ZM140 252V251H139ZM127 253V252H126ZM126 253L125 254H123V255H126ZM141 253V252H140ZM177 253V252H176ZM236 253V252H235ZM233 254V256L234 257H236L235 255H237V257H236V259H237V261L239 260V255L238 254ZM247 253V252H246ZM6 254V253H5ZM14 254V253H13ZM69 254V253H68ZM72 254V253H71ZM75 254H77L76 252H75ZM108 254V253H107ZM112 254V253H111ZM128 254H130V253H128ZM132 254V253H131ZM185 254V253H184ZM252 254V253H251ZM253 254V255H254ZM263 254H264V252H263ZM78 255V254H77ZM77 255H75L74 257H76ZM92 255V254H91ZM95 255V254H94ZM102 256V255H100V253L98 254L97 253V256ZM137 255V254H136ZM146 255V254H145ZM159 254H157V256H158ZM248 255V254H247ZM250 255V254H249ZM262 255V254H261ZM63 256V255H62ZM67 256V255H66ZM93 256V255H92ZM115 256V255H114ZM163 256V255H162ZM161 256V257H162ZM175 256V255H174ZM174 256H172V257H174ZM188 256V255H187ZM242 256V255H241ZM240 256V259L241 258H244V254H243V256L241 257ZM251 257H252V260H253V256L252 255H250ZM263 257H264V255H262ZM99 257V258H100ZM123 257V256H122ZM156 257V256H155ZM160 257V258H161ZM182 257V256H181ZM185 257V256H184ZM246 257V256H245ZM64 258H66V260L68 259L67 257H64ZM77 258H78V256H77ZM98 258V259H99ZM118 258V257H117ZM167 258V257H166ZM177 258H179V257H177ZM231 258V257H230ZM228 258V261H230V262H232V260H234L235 261V258ZM15 259V258H14ZM76 259V258H75ZM89 259V258H88ZM87 259V260H88ZM95 259H97L96 258V255H95ZM122 259V258H121ZM146 259V258H145ZM144 259V260H145ZM168 259H169V257H168ZM230 259V260H229ZM246 260H247V258H245ZM245 259H242V260H244L245 261ZM259 259V258H258ZM19 260V259H18ZM65 260V261H66ZM71 260V259H70ZM87 260L85 261V262H87ZM161 260H163V259H161ZM170 260V259H169ZM172 260V259H171ZM170 260V261H171ZM176 260V259H175ZM179 260V259H178ZM251 260V261H252ZM264 260V259H263ZM73 261V260H72ZM91 260H89V263H91L90 262ZM96 262H97V260H95ZM160 261V260H159ZM157 262V263H159V264H161L160 262ZM177 261V260H176ZM227 261V262H228ZM16 262V261H15ZM54 262V261H53ZM118 262V261H117ZM115 263V264H118V263ZM164 262V261H163ZM191 262V261H190ZM193 262H194V260H193ZM198 262V261H197ZM226 262V263H227ZM230 262H229V264H230ZM236 262V261H235ZM235 262H233L234 264H236ZM238 262H241V261H238ZM237 262V263H238ZM257 262V261H256ZM255 262V263H256ZM258 262H261V261H258ZM5 263V262H4ZM68 263V262H67ZM89 263H87V264H89ZM165 263V262H164ZM168 263V262H167ZM174 263V262H173ZM173 263H171V264H173ZM204 263V264H205ZM216 263H218V262H216ZM216 263H214V264H216ZM232 263V264H233ZM242 263V262H241ZM244 263H246V262H244ZM254 263V264H255ZM261 263H263V261L261 262ZM93 264V263H92ZM120 264V263H119ZM143 264V263H142ZM174 264H176V263H174ZM189 264H192V263H189ZM193 264H196V262H194ZM222 264V263H221ZM240 264V263H239ZM243 264V263H242ZM247 264V263H246ZM257 264V263H256ZM264 264V263H263Z\"/></svg>","mask_w":264,"mask_h":264},{"label":"water","instance_id":"water-1","mask_svg":"<svg viewBox=\"0 0 264 264\" xmlns=\"http://www.w3.org/2000/svg\"><path fill=\"white\" fill-rule=\"evenodd\" d=\"M264 41V0H218Z\"/></svg>","mask_w":264,"mask_h":264}]
</instances>
